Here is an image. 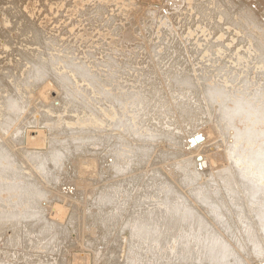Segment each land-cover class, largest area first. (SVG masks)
<instances>
[{"label": "rangeland", "instance_id": "rangeland-1", "mask_svg": "<svg viewBox=\"0 0 264 264\" xmlns=\"http://www.w3.org/2000/svg\"><path fill=\"white\" fill-rule=\"evenodd\" d=\"M191 3H192V5H191ZM96 4H98V5L96 6ZM101 4H102V6H101ZM6 8H7V10H6ZM185 9H186V12H185ZM204 9H205V11H204ZM187 11L188 12L190 11L189 12L190 14L187 13ZM227 11L229 14H231V13L233 14V17L230 20H228L229 19L227 17L228 13H226ZM238 11H246L252 17V19L248 23L240 20L241 23L243 24V29L241 31H238V29H233V28H235L234 26H230L231 24H227V22L228 23H234L233 25L236 26L235 23L240 19L238 14L236 13ZM211 12H212V14H211ZM213 12H215V13H213ZM209 13H210V15H209ZM219 13H220V15H219ZM99 14L101 17L99 16ZM214 15H216V17ZM88 16H90V17H88ZM211 16H212V18L214 17V19H212ZM74 17H76V18H74ZM66 19H68V20H66ZM114 19H115V21H114ZM32 22H34V23H32ZM127 22H129V23H127ZM30 24H32L33 26ZM34 24H35V26H34ZM219 24L223 27V28L221 27L222 31L224 29L221 36H219L217 33L219 31H221L220 26L219 27L217 26ZM249 26L260 28L262 30L261 34L258 35L257 32L250 30ZM49 29H51V30H49ZM82 29L85 30V33ZM46 30L48 31V33ZM26 31L28 34H25ZM34 31L37 33H34ZM114 31L116 34L114 33ZM94 32H95V34H94ZM109 32L111 33V35ZM75 33H76V35H75ZM112 33H113V35L114 34L115 35L112 36ZM69 34H70V36H68ZM35 35H37L38 37H36ZM250 35L254 37L253 40L250 39V37H249ZM99 36H100V38H99ZM129 36H130V38H129ZM102 37H103V39H102ZM109 37H111V38H109ZM118 37L119 38L121 37L120 38L121 40H118L117 42H119V41L123 42V46L121 45V43L120 44L118 43L119 45H121V47H124L125 49L129 48V46H130L129 49H131V47H132L131 50L126 49V52L132 51L131 53L125 52L127 54V56L124 53H123V56H121L122 55L121 52L117 53L118 50L114 51L116 49L115 48L112 49L114 47V45L111 44V40L112 39H119ZM31 38H33V39H31ZM64 38H66V40ZM83 38H85V39L82 40ZM125 38H127V40L129 38L128 42L134 43V44L128 43L127 40H125ZM50 39H52V40H50ZM55 39L56 40L58 39L57 40L58 42ZM94 39H96L97 41ZM122 39L124 41H126V43ZM87 40L89 42H87ZM105 40L107 43L105 42ZM37 41H39V43ZM71 41H73V42H71ZM261 42H264V0H192V2H191V0H57V1L56 0H0V108H2V106H1L2 103L7 102L6 96H8V95L14 96V94L17 95L16 94V92H17V93H19L18 95H20V96L22 95L23 103H25V106H26V108L24 109V112L22 113L20 119L17 121L19 125H20V123L23 122L27 126L28 124L26 121H28V120L32 121L35 119H39L38 121L42 122L46 118L54 119L55 114L48 113L49 109L46 106L47 103H49V101L51 102V100L53 101L55 106L57 105L56 107L60 108L61 106H63L62 109H59L53 105L55 110L58 109L59 112H62V113L64 112L65 118H68L69 116H70V118H72L74 116V119H76L78 117L77 115H79V114L83 115V113L85 115L86 111L88 113L89 110L91 112L92 110L97 109V108H99L101 110V105L105 104L104 101L102 100L103 94H99L101 91L99 92V90L97 89L98 87H101V89L100 88L99 89L103 90V92L106 93V95H108L110 98L112 96H116L114 98V99H116V101H115L116 104L118 102L121 103V106L126 108V110L128 112V113H126L127 115L135 116L138 127L136 125H133V123H132V125H130V127L134 128V129L132 128V131L134 130L133 131L134 136L138 135V134L141 135L144 133V131H146L144 134L145 135L147 134V137L146 136L143 137V135H144L143 134V135H141L140 138L138 135L137 137L139 139L137 140V142L135 141V143H132L134 141H131L132 139H129V141H131L132 144L129 143L128 140L125 142V139H127V138L124 139L123 136H118V139H116V141L113 139V141L116 143V147H115L114 142L110 143L111 145L108 143H105V142L104 143L99 142L100 135H102V134H100L99 130L96 131L94 127L93 128L90 127V128L95 130V131L93 130L94 132L93 131H91V132L90 131L89 132L80 131L81 132L80 133L81 138H82L83 134H86V137H88V139L89 138L91 139L93 137H94V139L87 140L86 137H84L80 140L79 132H78L79 130L75 131L74 133H65V132L60 133L61 130L69 128V127H67V125L62 126V125L66 124L65 122L62 123L60 126H56L54 124H51V129H50L51 132L47 131V127H48L47 124H49V122H46V123L43 122L42 124H44V127H45L44 129H46V134L47 135L49 133L51 134V135H48V137L51 136V140H53V143H55L57 145L59 139H61V138H62L61 140L64 142V147H62V148L59 147V149H58L57 146L54 147V144H50L49 145L50 148L48 147L45 149L48 152V154L46 151L44 152L47 155L46 156L47 159H45L46 162L45 161L44 162L46 164H47V161L49 162L48 163L49 166H47V168L50 167V165L52 163V161H51L52 159L55 160V161L53 160L52 165L54 164V162H56L58 160L56 162L57 165L55 163L53 166H51V168L49 169V173H48L47 171L45 172V170L43 171V169L41 167H38V165H40V164L35 165V163H37V162L33 163L32 160L24 154L25 149L22 148V146H23L22 144L16 145V143H13L15 146L11 144L13 141L12 136H14V134L16 133V131L14 132V130H16V129H14V128H16V125H18V124H16L14 126V128H11L9 130V132H4V130H3L4 134L0 133V135H2V136H0V138L2 139L3 142L8 144L7 145L8 147L10 146L9 148L12 151V153L14 152L15 157H17V158L19 157L18 158L19 162H18V159L15 158V159H17V162H18L17 164H19L21 166V169H22L19 171V172H21V173H19V176H22V173L25 170V172H26L25 178L26 179H28V180L32 179L31 180L32 183H34L33 181H35L37 183L36 184L37 187H39V188L42 187L41 189H43V188L46 189V187H48L47 190L53 191V193L58 192V194H56V195H60V196L63 195L61 197H64L63 199H65L64 200L65 204L62 203L63 204L62 208H59L60 211H62V213L64 214V216L61 217V219H59V218L57 219L56 218V211H58V209L55 208L57 201L55 199H53V197H52L53 201L51 198L49 199V200H51L50 202H52V203H50L47 197H42V196L40 197L39 196L40 197L39 199L41 200L40 203H41V205L43 204L45 208L44 207H41L42 209L41 208H32L34 210H32L30 208L29 209L28 208H24V209L23 208H11L9 206V203H11L10 200L8 202V201H5L4 199L0 198V206H1V208H0V264H148V263L149 264H155V263L156 264H160V263L161 264H172V263L173 264H178V263L184 264V261H182V263H181V256H180L181 254H184L183 257L185 256V260H188L187 262H185V264H191V263L192 264H194V263L195 264L196 263L197 264H200V263L201 264H219V263H222L223 258H221L222 259V261H221V260H219L220 257L216 258V257L212 256L213 259H215V260H213L211 256L207 257V255H205L206 254L205 249L202 250L204 246L206 247V244L204 245V242L206 243L208 240V239H204V236H205L204 234L206 233L204 228H206V227H203V225L199 226L200 230L197 231L196 229L199 227H197V228L195 227L197 224L194 223L195 222L194 218L191 216V214L189 215V211H188L191 208H196L198 210L200 209V211L202 213L200 211L199 212L201 214L204 213V216L208 217L204 208H207V207L210 208V206H211V208L212 207L213 208L219 207V208H226L228 210H229V207H227V206H230L231 210L227 211L226 213L227 214L229 213L228 216L232 217L231 220H233L232 221L233 223L240 224V225L236 224L237 227H236V225H234L235 226L234 231H235L236 235H238L240 237V240H242V243L244 245L243 250L248 249V251H249V252L248 251L242 252V251L238 250V248L235 246L236 242L234 243L232 240L226 241L227 243H225V244L230 245V246L228 245V249L227 248L226 249L230 250V254L232 256L234 255L235 259L232 258V256L230 255L229 258L227 257L229 260L227 258H226V260L224 259L223 264H231L232 262H233L232 264H234V263L235 264L236 263L237 264L238 263L239 264H251V262H252V264H254V263L258 264L260 260L264 261L263 260L264 258H262L264 255L262 256V254H261V253L264 254V251H262V250L260 251V249L264 250V248H263L264 247V244H263L264 241H262V240H264V235H263L264 229H261L262 227L264 228V218H263L264 217V213H263V211H264V205H263L264 204V200H263L264 199V192H263V190L264 189H260V187L264 188V186H263L264 185L263 184L264 183V178H263L264 177V173H263L264 171L260 170V172H259V170H258L259 167H260V169H264V166L261 167V165H259L255 160L253 161L252 159H250L251 157H249V155L246 153V151L248 152V151L256 150L258 147H260V143H263V141H264V135H263L264 134V114H263L264 110L259 111V109H258L257 111L259 113L258 112L256 113L255 110H253L251 112L252 114L250 116L251 120L248 124V129L250 128V133H251V131H259L260 134H262V132H263L262 136H259L260 137L259 139L258 138L257 139L256 138L255 139H250V138L247 139L248 136H246L245 134H243V133L240 134L239 132H237V133H239V134H237V133H235L234 129H232V128L230 129V127H227L226 124L228 123V126H230V123L228 122V120L226 121L227 118L224 119L225 118L224 115L221 116L222 114H224L223 113L224 107L233 106V102L228 101V99H224L225 96L222 97L223 99L221 97H216L215 101H217V102H215L213 100L214 96H211L212 97L211 98L210 94L209 93H208L209 95L207 94V89H211L210 86H219L222 88L224 86H226L225 89L230 88L231 91H229V92L232 93V94H230V95H232V97H234V95H235L234 91H236L237 95L234 98H242L240 96H242L245 93L247 95L252 96V94H250L251 92H253V93L254 92H257V93L260 92V94L256 93L257 95H260V97L258 96L260 98V100L258 102L256 101V103H257L256 108L261 106L262 108H260V109H264V105H263L264 104V77L260 78V76L262 74L261 73L262 69L257 67V64L255 63L256 53L253 52V49L255 47H258V44ZM33 43H35V44H33ZM90 43H93V44H90ZM61 44H62V46H61ZM72 45H76V46L73 47ZM101 45L104 48L101 47ZM111 45H112V48H111ZM124 45H126V46H124ZM68 46L70 47V49ZM81 46H83V47H81ZM98 48H100V50ZM66 49H68V50H66ZM74 49L77 51H75ZM88 49H90V51ZM94 49L96 50V52ZM71 50H72V52H71ZM86 50L89 52H87ZM104 50H107V51L105 52ZM151 50H153V51H151ZM68 51H69V53H68ZM73 51H75V52H73ZM92 51H93V53H92ZM163 51H165V52L163 53ZM237 51L249 52V54H251L252 57L251 58L249 57L248 61H246V62L243 61L241 64L237 65L234 63V60H233L234 57H237V53H239ZM120 53H121V55H120ZM39 54L41 56V60H43L42 63H41V60L39 58L40 56H37ZM53 54L55 56L59 55L61 57H55ZM34 55H35V57H33ZM69 55L72 57H70ZM91 55H94V56H91ZM107 55L108 56L111 55L113 57H111V56L108 57ZM129 55H130V59L128 57ZM31 56H32V58H31ZM117 56H118V58H117ZM125 56H126V58L124 59ZM29 58H31V60ZM67 58H69V59H67ZM108 58H109V60H108ZM111 58H113V59H111ZM35 59L38 62L35 61ZM50 59H52V60H50ZM70 59L72 61H74V60L75 61L74 62L69 61ZM121 59H123V60H121ZM128 59H129V61H128ZM46 61L48 63L50 61L49 65L46 63ZM123 61H124V63H123ZM12 62H14L16 64H14ZM19 62H21L22 64H20ZM29 62H31V63L29 64ZM43 62H44V64H43ZM68 62H70V64H68ZM80 62H82V63H80ZM130 62H132V63H130ZM33 63H36L37 65L33 64ZM56 63H57V65H56ZM135 63L137 66L134 65ZM32 64H33V66H32ZM72 64L75 67L72 66ZM125 64H128V65H125ZM129 64L130 65L132 64V65L130 66ZM21 65H24V66L21 67ZM42 65L43 66L46 65V69H45V67L42 68L41 67ZM108 65H111L110 68L108 67ZM36 66H39V67H36ZM56 66L57 67L59 66V67L57 68ZM132 66L135 68H133ZM83 67H84V69H83ZM119 67H120V70H119ZM146 67H148V68H146ZM168 67L170 69H168ZM12 68H14V70ZM37 68L38 69L40 68L39 71L36 70ZM121 68H123V69H121ZM188 68L190 69V71L188 70ZM15 69L18 70V72ZM70 69H71V71H70ZM106 69L108 71L111 69L110 70L111 72L109 71L110 76H109V73ZM61 70H62V72H61ZM163 70H165L166 72L165 71L163 72ZM14 71H16V72H14ZM27 71H28V73H27ZM32 71H33V73H32ZM34 71H36V72H34ZM41 71H43L44 73ZM63 71H64V73H63ZM142 71H143V73H142ZM38 72L42 73V74L38 75L39 74ZM53 72H55L56 74ZM112 72H113V74H112ZM127 72H129V73H127ZM176 72H178V73H176ZM189 72H191V74L193 73V75H191L192 78L190 77L191 80L188 79V77L190 75ZM46 73H47V75H46ZM57 73H58V75H57ZM60 73H61V75H60ZM74 73H78L76 75L79 77L74 75ZM106 73H107V75H106ZM180 73L182 76L180 75ZM183 73L186 74V78L184 77L185 74H183ZM13 74H15V75H13ZM163 74H164V76H163ZM187 74H188V76H187ZM52 75H55V76L57 75V76L54 77ZM59 75H60V77H62V75H63V77L60 78ZM65 75H67V76H65ZM68 75H70V76H68ZM135 75H137V76H135ZM143 75L145 77H143ZM23 76H25V77H23ZM107 76H109V77H107ZM131 76H134V77H131ZM20 77L22 78V80ZM36 77H38L39 79ZM51 77H53L54 79ZM57 77H59L63 81H61ZM80 77L83 79H81ZM110 77H111V79L113 77L112 81H111ZM41 78H43V80ZM63 78H66V79H63ZM77 78H79V79H77ZM92 78H93V80H92ZM94 78L97 80H95ZM103 78L105 80H107L106 83L108 85L105 84V80ZM131 78H134V79H131ZM150 78H151V81H150ZM19 79H20V81H18ZM68 79H69V81H67ZM154 79L157 81H155ZM172 79H174V81ZM245 79H247V83H246ZM41 80H42V82L45 81L44 83L47 86L44 83H42ZM54 80H56V81L58 80L57 83ZM89 80H91L92 82H90ZM21 81H22V83L20 84ZM24 81L26 82V84ZM49 81H50V83H46ZM59 81H61L63 85L61 83H58ZM11 82H13V83H11ZM18 82H19V85H18ZM54 82H55V84H54ZM67 82H69V83H67ZM78 82H79V84H78ZM98 82H99V84H98ZM108 82H111V83H108ZM260 82H262V83H260ZM86 83H87V85H86ZM242 83L244 86L242 85ZM256 83H257V85H256ZM56 84H58V85H56ZM219 84H221L222 86ZM20 85L22 87H20ZM79 85H80V87H79ZM83 85L84 86L86 85L85 86L86 90L84 89L85 87L84 88L82 87ZM99 85H101V86H99ZM197 85H199V86H197ZM229 85H230V87H229ZM92 86H94L97 89L96 90L97 93L93 92L94 90H93ZM239 86H240V88H239ZM65 87H67V89ZM88 87H90L93 91L91 92V89ZM197 87H199V88H197ZM8 88H10V89H8ZM20 88H21V90H20ZM41 88H42V90H41ZM45 88H46V91H45ZM75 88H77V89L75 90ZM103 88H105L106 91ZM193 88H194V90H193ZM243 88H245L247 90H245ZM12 89H14V93H13ZM49 89H50V91H49ZM89 89H90V91H89ZM228 89H226V91H228ZM241 89L243 91L244 90L245 91L243 92V91H241ZM70 90L73 91V93H70V95H69V92H71ZM74 90L76 93H74ZM77 90L80 92H78ZM239 90L241 93L239 92ZM249 91H250V93H249ZM81 92L83 93L82 95L79 94ZM90 92L93 93L94 95H92ZM103 92H101V93H103ZM110 92L114 93V95L113 94L110 95ZM122 92H124V93L126 92V93L123 95ZM86 93H88V95ZM233 93H234V95H233ZM84 95L86 97L87 96L88 97L86 98ZM90 95L93 97L89 98V97H91ZM117 95H118V97H117ZM119 95H120V97L123 96L125 101L121 100L123 98L122 97L120 98ZM29 96H30V99H29ZM66 96H68V98H66ZM82 96H84V97H82ZM98 96L101 99H98ZM70 97H72V99ZM95 97H96L97 101H95L96 100ZM126 97L128 100L126 99ZM24 98H26V99H24ZM74 98H75V100L73 101ZM85 98L90 99V100L86 101ZM42 99H43V101H42ZM62 99H64L63 100V101H65L64 103H61ZM66 99H69L70 101L72 100V102H73V103L71 102L72 106L74 104L75 107L73 106V108H72L70 106L71 104H69L67 107H65L66 101L68 102V100H66ZM83 99L85 100V105L82 104V103H84ZM79 100L80 101L82 100L81 101L82 103ZM119 100H121V101H119ZM76 101L78 102L77 105H79V103H80L81 106L77 107L75 104ZM100 101L101 102L103 101L102 102L103 104L102 103L100 104ZM222 101H224V104ZM225 101H227L228 103L227 102L226 103L229 105H226ZM88 102L93 103V104L94 103L96 104V102H97L98 103V104H96L97 107H95L96 105L94 104V108L91 110L90 107L92 108L93 104L88 105ZM123 102H124V104L122 105ZM219 102H220V104H219ZM119 103H118V105L120 107ZM221 104H222V106H221ZM219 105L221 106V108H219L220 107ZM84 106H85V108L88 106L89 110L84 108V112L82 113ZM68 107H69V110H70V107L73 110L72 111L71 110L70 111H68V110L64 111L65 108L68 109ZM80 107H82V108L78 109ZM205 107H206V109H205ZM214 107L215 108L218 107V109H215ZM4 108L5 107L3 105L2 109L5 111ZM75 109L80 110L81 113L77 112L78 110H76L77 113L72 114V112H75ZM99 109H97L98 111L95 110L96 113L101 112ZM220 109L222 110V114H221ZM69 112H71V114ZM10 113L12 114V111H10ZM26 113L28 116L26 115ZM31 113L33 116L31 115V117H30L29 114H31ZM253 113L255 115H253ZM35 114H36V117H34ZM232 115H233L232 118L235 117L234 119H239V117H240L239 115H238L239 117H237V115L234 113H232ZM66 116H68V117H66ZM1 117H3V116H0V120L2 119ZM22 117H23V119H22ZM221 117H222V119H221ZM247 117H249V114L247 115ZM247 117H246V115H243L241 117L242 118L241 121H242V123H245V125H246V122H244V121L246 119H248ZM21 119L23 121L19 122V121H21ZM120 121L118 123L119 125L123 122L122 121L120 123ZM23 123H22L23 127H21L20 129L26 130L27 127H25V125ZM30 123L31 122H29V126H31V125L33 126V124H36L37 122L36 123L32 122L31 125H30ZM220 124H221V126H220ZM128 125L129 124H127V126H125V129L123 128L124 125H123V127L121 126L122 132L127 131V129H129ZM239 125H240V127H242L241 124H239ZM134 126H136L137 128ZM162 126H163V128H162ZM52 127H53V129H52ZM59 127L60 128L62 127V128L60 129ZM164 127H166V128H164ZM32 128L35 129V127H32ZM54 128L56 129V131L58 130L57 132L60 133V134L57 133L58 135H60V136L62 135L61 137L58 138V135H55V134H54L55 136L53 135V137H52V134L55 132ZM80 128H82V126ZM69 129H72V128H69ZM136 129H138L139 131ZM241 130H243V129H241ZM135 131H138V133ZM161 131L163 133H161ZM95 133H98V134L95 136ZM150 133H152V134H150ZM165 133H166V135H165ZM32 134L36 135L37 133L33 132ZM43 134H45V132H43ZM153 134H155V135H153ZM156 134H160V135H156ZM98 135H99V137H98ZM239 135H240V137L242 135L246 136V137H243V136L242 137L244 139H247V140H244L245 142L244 141L241 142V140H243V138L241 137V139L239 138V142H237ZM251 135H252V133H251ZM148 136H151V137L154 136V137L153 138L150 137L151 138L150 139ZM159 136L165 137V138L163 137V141H162V139L159 140L160 139ZM170 136H172V137H170ZM186 136L188 138L194 139L193 144L190 146V148H192L194 145L198 146V148H199V150L194 154L195 155L194 158L195 159L198 158V162H199V163H196L197 164L196 169L199 171H203V173L205 175H208L209 176L208 179L211 182V184H208L209 182H207V181L206 182L201 181V180H199V181L195 180L194 181L192 178L191 179L193 181L190 184V180L189 179H188L189 181L186 180L187 174L185 172V168H184L183 163L181 161V157H179V158H174L175 156L172 157V155H174V151H175V149H174L175 144H173V143L174 142H178V143L183 142L184 143V141H185L184 138H186ZM29 137H31V136H28V138ZM35 137L36 136H32V138H35ZM71 137H74V139H76L77 141H75L74 139H71ZM177 137L179 139H177ZM10 138H11V140H10ZM65 138L70 139L72 141L65 140ZM141 138L142 139L145 138L146 140H142ZM154 138L157 140H155ZM170 138H173L172 140H174V141H172ZM235 138H236V141H235ZM78 139H79V141H81L83 143L79 144L80 142L78 143ZM121 139L123 142L121 141ZM140 139H141V141H140ZM85 140H87L88 142H86ZM167 140L169 142L171 141L170 142L171 144L168 143ZM229 140H230V143H229ZM73 141L75 142L74 144H73ZM119 141H121L120 144H119ZM148 141H150V142H148ZM246 141H248V142H246ZM166 142H167V145H166ZM232 142L235 143V146H232V147H234L235 153H236V148L240 147L239 149H237L236 154H238V153L239 154L235 158L236 159L235 163L233 162L234 163L233 164L234 167L232 166L233 171L230 167V163L226 162L225 160H224L225 161L224 162L220 158L225 153V148L227 146L232 145L233 144ZM65 143H67V144H65ZM147 143L149 145H144ZM113 144H114V146H112ZM133 144H134V146H133ZM150 144L151 145L153 144V145L151 146ZM155 144H156V146H155ZM160 144H163V145H160ZM19 145H21V146H19ZM141 145H143V147L144 146L145 147L142 148ZM239 145H241V146H239ZM149 146H151V147H149ZM114 147H115V149H114ZM138 147H140V149ZM158 147H160L161 149H159ZM51 148H52V151H51ZM133 148H134V150H133ZM135 148H138V150L137 149L135 150ZM169 148H171L172 150ZM241 148H243V149H241ZM53 149H54V151H53ZM167 149H169V150H167ZM114 150H115V153H114ZM131 150L134 152V154H132ZM165 150L167 151L168 154L166 153ZM137 151L138 152L141 151L140 153H144V154L139 153L140 154L139 156L142 155V157H141L142 159H140L138 157V154H135V153H137ZM149 151H151V152H149ZM158 151H159V153H158ZM170 151H172V153ZM51 152H54L55 155L53 153L51 154ZM129 153H130V157L128 155ZM147 153L151 154V155L148 156ZM4 154H5L4 152H0V155H1L0 159L2 160V157H3L6 160V162L4 159L2 161L0 160V167L1 166L5 167L6 165H8L9 162L11 160H13V157H14V156L9 157L8 159H10V158L11 159H10V161H7L8 159H6V156ZM50 154L53 155L54 158L51 159L52 156H50ZM158 154H160V156ZM161 154H163L164 156H162ZM133 155H135L136 159H140L142 161H139V160L135 161L134 160L135 157ZM143 155L144 156L146 155L145 156L146 158ZM147 156H148V158H147ZM165 156H167V157H165ZM199 156H201V158H199ZM57 157H59V158L56 159ZM123 161H126V164ZM137 161H139V162H137ZM248 161L250 163H247ZM236 162H238V163H236ZM122 163H123V165L124 164L126 165V166L124 165L125 170H124ZM253 163L255 165H253ZM119 164H120V166H122V168L119 166ZM128 165H130L132 170H129L131 168ZM237 165L239 166V168L240 167L241 168H245V167L248 168V166H250L246 172L248 174V175H246V177L247 176L250 177V175L252 177V176H254V174H255V177L249 178L253 181H251V183H249V182H247V183H249L248 186L251 184V186L254 189L256 187L257 191H256V189L254 191L251 186L248 187L245 181H241V184L246 185L247 188H249V189L251 188L250 189L251 192H248L249 189H247L245 186H241L240 188H238V187L232 188V186L230 187L228 185H225L226 182L223 181V179L225 178V175L228 174L229 169H230L231 174H232V172L234 174H236L237 171L235 172L234 168L236 169ZM244 165H246V166H244ZM12 167L16 168V166H12ZM53 167H56L55 170ZM29 168H30V170H29ZM126 168L128 170H126ZM255 168H257V169H255ZM40 170H41V172L43 171L44 174H41V172H39ZM244 170L246 171V168ZM152 171L154 172V174L155 173L156 174L153 175ZM261 171H263V172H261ZM6 172H8V171H6ZM6 172H5L6 177H4V180L6 179V181H7V179L9 178L8 181L12 182L13 181L12 177L15 174V173H13L14 171L12 170V172H11V170H9V173H6ZM25 172L23 173V175L25 174ZM32 172L34 174H32ZM147 172L148 173L152 172V174H150V173L147 174ZM10 173H12V174H10ZM27 173L29 176L27 175ZM45 173H46V175H45ZM52 173H54V174H52ZM142 173L143 174L145 173L147 177L145 176V174L143 175ZM16 174H18V172ZM16 174L14 176H16ZM51 174H52V176H51ZM237 174H239V173H237ZM35 175L38 177H35ZM48 175L53 177V178H51V180L52 179L54 180V181L52 180L53 182H51V181L48 182V180H50L49 177L46 178V176H48ZM138 175H140V176H138ZM150 175H152L153 178ZM148 176L150 178H148ZM33 177H35V178H33ZM140 177H142V179L137 180ZM145 178L148 179L149 181L145 180ZM157 178L159 179V181ZM21 179L23 180L24 178H21ZM259 179L262 181H259ZM156 180L159 183L161 180L162 184H165L164 187H166V182L176 186L175 190L173 189L176 192V193L174 192L175 195H173V197H175V198L168 199L169 201L167 200L168 201L167 206H166L165 202L160 203L161 205H159V202L163 201L162 200L163 197L160 200L161 196H158V194H157L158 193V188H157L158 186L155 184V183H157ZM2 181H3V179L0 180V184L2 183ZM20 181L16 180L17 183ZM140 181H142V184H143V181L144 182L147 181V182H145V184L147 186L145 184H143L144 187H142V184L140 185V183H141ZM152 181L155 183H153ZM200 181L202 183L204 182L203 184H205V185H203ZM254 181H256L257 185L252 184ZM28 182H30V181H28ZM41 182H43V183L41 184ZM220 182L223 185L220 184ZM258 183L261 186L258 185ZM212 184H214V185H212ZM134 185H136L137 187ZM209 185L211 187H208ZM254 185H255V187H254ZM202 186H204V187L202 188ZM217 186H219V187H217ZM222 186H223V188H221ZM14 187L17 188V186H14ZM14 187L10 192L11 195L17 194V191L15 190ZM113 187H115L114 191H113ZM141 187H142V190H141ZM145 187L146 188L148 187L150 189L147 188L148 190H146ZM151 187H153L155 189L152 190ZM187 187L190 188L189 190L191 192L188 190ZM197 187H201V188H197ZM224 187H226L229 192L225 191L226 188L224 189ZM243 187L246 188L245 191L247 193L244 190H242ZM39 188H37V189L39 190ZM105 188H107V189H105ZM258 189H260V190H258ZM59 190L61 192L65 193V195H67V196H64V194L61 193ZM105 190H108L109 192L106 191V193L108 192L110 194L107 193L108 195H106V193H104ZM205 190H209V193H211V191H212V193H211L212 195L208 194V191H205ZM146 191H149V192H146ZM155 191H157V192H155ZM197 191H199L200 193ZM202 191H204L205 194L202 193ZM217 191H219V192H217ZM220 191H222V192L220 193ZM234 191H236V192H234ZM258 191H259V193H258ZM261 191H262V193H261ZM59 192H60V194H59ZM91 192H93V194L94 193L95 194L90 195ZM151 192H152V194H150ZM196 192H197V195H196ZM206 192H207V194H206ZM216 192L219 195H221V196H219L217 194V196H216L217 198L219 197L220 199L219 198L217 199L216 197L214 198V196L216 195ZM254 192L255 193L257 192L260 196H258L257 193L254 195ZM114 193H116L115 194L116 197L114 196ZM143 194L146 195L147 197L143 196ZM148 194L151 195L152 198L148 197L149 196ZM153 194L155 196L156 195L157 196L153 197ZM238 194H239V196H238ZM246 194H248V195H246ZM15 195H13V196L16 197L17 195L16 196ZM109 195L110 196L112 195L111 196L112 199L110 198ZM178 195H179V199L177 198ZM181 195H183V196L180 197ZM261 195L263 197H261ZM0 196H1V192H0ZM3 196H6V195L3 194ZM233 196H234V198H233ZM240 196H241V198H240ZM106 197H108V198H106ZM193 197L196 199H194ZM197 197H199V198H197ZM256 197H258V199H255ZM259 197H261V198L259 199ZM146 198H148V199H146ZM149 198H150V200H149ZM155 198H156V200H155ZM203 198H204V200H203ZM205 198H207V200ZM221 198H223L224 201H222ZM1 199L3 202L1 201ZM15 199L16 198H14L13 200H15ZM113 199H116V201L115 200L114 201L117 204H115L114 201H112ZM117 199L121 200L122 203L117 202V201H119ZM171 199H172V201L175 199L174 202H177V203L179 200L180 201L178 204H176L172 201L170 202ZM176 199H178V201ZM253 199H254V201H252ZM197 200H199V201H197ZM255 200H256V202H255ZM111 201L113 204L111 203ZM209 201H211V202H209ZM226 201H227L226 204H223V205L221 204V203H225ZM237 201L239 203L240 202H242V203L238 204ZM140 202H142V203H140ZM169 202H170V204H169ZM243 202L245 203L244 205H243ZM248 202H249V204H247ZM250 202H254V203H250ZM1 203H4V204H1ZM118 203H120L121 205ZM147 203H149L151 205H148ZM205 203H207V204H205ZM128 204H130V206ZM168 204L170 207L173 206V208H176V207L177 208H181V207L183 208V210H182L184 213V216H183L184 218H182V222L184 224L183 228H182L184 231V232L182 231L183 235H181V227L182 226L176 230V232L178 231V233H177L178 235H177L174 230L172 233H170V231L167 228H165V226L164 227L162 226L164 229L163 230L161 228V225L160 226L157 225L156 226L157 228L155 227L150 231L151 233L149 232L150 234L147 232V235H146V232L143 231L142 235L144 236V232H145V236L147 238L145 236L144 237L146 239L143 236L142 237L137 236V232H139L138 231L139 228H137V227H143L144 226L141 223L144 224L145 218L150 217V216L155 217V215H158L160 213L158 211L165 210V206L167 209H169L170 207L168 206ZM188 204H189V206H188ZM256 204L258 205V208L261 207V209H262L261 214L263 216L262 217L263 222L262 221L258 222L256 220V217L253 216L251 212L246 211V207L250 208V209L252 207V209H253L256 206V208H257ZM4 205H6V206H4ZM114 205H119V206L117 207ZM137 205H139V206H137ZM174 205H176V206H174ZM190 205H191V207H190ZM220 205H222V207ZM224 205L225 206L227 205V206L225 207ZM2 206H4V207H2ZM120 206H122V207H120ZM124 206H125V208H124ZM142 206L144 209L141 208ZM149 206L152 207L153 210ZM160 206H162L161 207L162 209L159 208ZM233 206L235 208H233ZM236 206H238V207H236ZM146 207H149V208L147 209ZM122 208H124V211ZM156 208L157 209L159 208V210L155 211L154 209H156ZM185 208H186V210H185ZM241 208H243L242 209L243 213H242ZM128 209H129V211H128ZM235 209H237L238 211ZM27 210H29V211H27ZM100 210H103V212L102 211L100 212L101 214L102 213L103 214H102V217H100V219H99L97 214H100L99 213ZM141 210H145V211H141ZM26 211H27V214H23ZM138 211H139V213L142 212V214L141 213L138 214L137 213ZM235 211H237V212L235 213ZM10 212L13 214H8ZM79 212H80V214H79ZM106 212L110 213V214H107ZM116 212L119 213V216L117 215L118 213L116 214ZM148 212L149 213L152 212V213H150L151 215ZM153 212H158V213L155 214ZM28 213H31V214L28 215ZM88 213H90V214H88ZM94 213H96V214H94ZM111 213H113L112 214L113 216L111 215ZM186 213H188V214H186ZM246 213H247V215H246ZM92 214H94V216H96L97 219L94 218V216ZM101 214L99 216H101ZM104 214L115 217L116 220L118 221V223L115 220V218L113 219L110 217L111 219H109V216L107 218V216H103ZM129 214L134 216V217H132V216L130 217ZM185 214H186V216H185ZM230 214L231 215L235 214V215H233L234 216L233 217ZM240 214L241 215L243 214V215L241 216ZM244 214L246 216L245 218H248L249 220L245 219L244 220L245 223L243 226L242 223L244 222L243 221ZM248 214L250 216L252 215L251 217H253L254 219L252 220V218L250 216H248ZM15 215L16 216L18 215V216L16 217ZM75 215H76V217H75ZM114 215H117L119 218L117 216H114ZM120 215H122V218L124 215L128 216V217L124 216V218L126 217L128 219L130 217V219H128V221L130 220L129 221L130 223L127 222V219L125 218L126 222L124 221L123 223H124V225L126 223L127 224L124 226L122 223L124 218L122 219ZM188 215L190 216V219H189ZM236 216H237V218H236ZM15 217H16V219H15ZM18 217L19 218L23 217L24 219L23 218L17 219ZM92 218H94V219L92 220ZM101 218H103V220ZM132 218L136 219V220H132ZM234 218L236 221L234 220ZM104 219L105 220L107 219L106 222L112 220L110 222H113L114 226L110 225L112 228L109 227L108 223L109 224H112V223H110V222L106 223ZM44 220L49 222L50 226L48 224H46L47 222L46 221L44 222ZM120 220H121V222H120ZM239 220L243 221V222H239ZM246 220H247V222H246ZM99 221H101V222H99ZM192 221H193V223H192ZM248 221L251 223H248ZM51 222H53V223H51ZM138 223H140V224H138ZM154 223L156 224V222H154ZM253 223H255V224H253ZM51 224L52 225L56 224V226L53 225L54 227H52ZM59 224L61 226H57ZM102 224L106 225V227H105L106 230L104 229ZM115 224H116V226H115ZM121 224H122V227H120ZM193 224L195 225L194 228L192 227ZM258 224L262 225V227L261 226L259 227ZM45 225L47 228H45ZM248 225H252L253 227L255 226V228H257L256 230L254 229L255 233L252 235L253 239H252V236H250V238L253 241L248 237L250 235V233L246 232L247 229L249 230ZM185 226H188V227H185ZM238 226L240 229L238 228ZM88 227H89V229H88ZM108 228H110V231H108L109 230ZM135 228L137 229V232H136ZM245 228H246V230H245ZM46 229H49V230L46 231ZM113 229H114V231H112ZM122 229H123V231H121ZM159 229L161 232L159 231ZM165 229L168 231H166ZM193 229H195V230H193ZM53 230L55 233L53 232ZM116 230H118V231H116ZM140 230H141V228H140ZM260 230H261V232H259ZM131 231L132 232L134 231L136 233H132ZM162 231L163 232L165 231V235H163L164 233ZM194 231H195V233L197 232L196 234H198V236L201 237V238L198 237V240L200 241V243H199L200 247L195 246V248L197 247V248H199V250L197 251L196 250L197 248L194 249L193 254L196 253L195 254L196 257L194 255V257L190 260V254L192 252L186 253L184 251L185 253L184 252L181 253V249H179V248H181L180 246L183 245L182 243H184L183 236L185 237V239H186V236L192 237ZM203 231H204V234H203ZM237 231H239V232H237ZM256 231H258V232H256ZM152 232H154V233H152ZM189 232H191V233H189ZM245 232H246V235H245ZM161 233H162V236H160ZM167 233L170 237L167 235ZM174 233H175V235H174ZM179 233H180V235H179ZM115 234L116 235L118 234V235L116 236ZM133 234H134V236H133ZM170 234H173L172 235L173 238L171 237ZM256 234H259V235H256ZM84 235H86V236H84ZM107 235H109V236H107ZM132 236L136 237V238L134 239ZM163 236H165V237H163ZM166 236H168V237H166ZM181 236H182V238H181ZM242 236H243V238H242ZM120 238H121V240H119ZM137 238H138V240H137ZM163 238H164V240H163ZM115 239L116 240L118 239V240L115 241ZM244 239L247 241L243 242ZM256 239L260 242L256 241ZM87 240H88V242H87ZM202 240H204V242ZM227 240H228V238H227ZM147 241H149V243ZM159 241H161V242H159ZM209 241H210V239H209ZM252 242H254V245H256V246H253ZM242 243H241V245H242ZM199 244H197V245H199ZM185 245H186V243H185ZM251 246L254 248V250H252L253 248ZM143 247H144V249H143ZM150 249H152V250H150ZM200 250H202V251H200ZM255 251H258V252H256L257 254L255 253ZM97 252L98 253L100 252V253L97 254ZM157 252H159V253H157ZM160 252L162 253V255ZM167 252H169L170 254ZM177 252H178V255L180 254L179 256L177 255ZM201 252H205V253H201ZM232 252H234V253H232ZM247 252H248V254H247ZM155 253H156L157 257L155 255ZM251 253L254 256H252ZM250 254H251V256H250ZM248 255H249V257H248ZM259 255H261V256L259 257ZM76 256H78L79 258L75 260L74 257H76ZM197 256H199V257H197ZM201 256H202V258H200ZM257 256H258V258H257ZM252 257H254V258H252ZM113 258L116 260H114ZM167 258L168 259L171 258V259L168 260ZM195 258L197 260L201 259L203 262L206 260L207 263H202L201 260H199L200 261L199 262ZM207 258H209L211 260H209V259L207 260ZM259 258H262V259L259 260ZM194 259L196 261H193ZM203 259H205V260H203ZM255 259H257V260H255ZM162 260L163 261L165 260V261L163 262Z\"/></svg>", "mask_w": 264, "mask_h": 264}, {"label": "bare ground", "instance_id": "bare-ground-1", "mask_svg": "<svg viewBox=\"0 0 264 264\" xmlns=\"http://www.w3.org/2000/svg\"><path fill=\"white\" fill-rule=\"evenodd\" d=\"M57 1V0H56ZM191 2H192V0H191ZM52 3V2H51ZM108 3V2H107ZM195 3V2H194ZM65 4V3H64ZM79 4V3H78ZM44 5V4H43ZM98 4H96V6H97ZM100 5V4H99ZM115 5V4H114ZM191 5H192V3H191ZM69 6V5H68ZM101 6H102V4H101ZM199 6V5H198ZM191 7V6H190ZM76 8V7H75ZM97 8V7H96ZM105 8V7H104ZM107 8V7H106ZM127 8V7H126ZM202 8V7H201ZM200 8V9H201ZM95 9V8H94ZM209 9V8H208ZM6 10H7V8H6ZM10 11V10H9ZM80 11V10H79ZM95 11V10H94ZM98 11V10H97ZM100 11V10H99ZM125 11V10H124ZM204 11H205V9H204ZM207 11V10H206ZM12 12V11H11ZM93 12V11H92ZM106 12V11H105ZM185 12H186V9H185ZM190 12V11H189ZM188 11H187V13H189ZM49 13V12H48ZM47 13V14H48ZM101 13V12H100ZM127 13V12H126ZM146 13V12H145ZM208 13V12H207ZM213 13H215V12H213ZM226 13H228V11L226 12ZM237 14H238V16H239V20L235 23L236 24V26L235 25H233L234 23H228L227 22V24H231L230 26H234L235 28H233V29H238V31H241L242 29H243V24L241 23V21L240 20H242V21H245V22H249L251 19H252V17H251V15L248 13V12H246V11H238V12H236ZM51 14V13H50ZM96 14V13H95ZM110 14V13H109ZM190 14V13H189ZM211 14H212V12H211ZM40 15V14H39ZM108 15V14H107ZM206 15V14H205ZM209 15H210V13H209ZM219 15H220V13H219ZM229 15V16H228ZM228 15H227V17L229 18L228 20H230L232 17H233V14L231 13V14H229L228 13ZM99 16H100V14H99ZM115 16V15H114ZM190 16V15H189ZM208 16V15H207ZM206 16V17H207ZM215 17H216V15H214ZM34 17V16H33ZM88 17H90V16H88ZM101 17V16H100ZM219 17V16H218ZM38 18V17H37ZM74 18H76V17H74ZM104 18V17H103ZM209 18V17H208ZM211 18H212V16H211ZM221 18V17H220ZM65 19V18H64ZM86 19V18H85ZM97 19V18H96ZM109 19V18H108ZM116 19V18H115ZM115 19H114V21H115ZM118 19V18H117ZM212 19H214V17L212 18ZM25 20V19H24ZM66 20H68V19H66ZM84 20V19H83ZM91 20V19H90ZM101 20V19H100ZM112 20V19H111ZM210 20V19H209ZM30 21V20H29ZM94 21V20H93ZM122 21V20H121ZM96 22V21H95ZM113 22V21H112ZM141 22V21H140ZM32 23H34V22H32ZM127 23H129V22H127ZM113 24V23H112ZM226 24V25H227ZM30 25H32V24H30ZM38 25V24H37ZM142 25V24H141ZM33 26V25H32ZM34 26H35V24H34ZM45 26V25H44ZM108 26V25H107ZM218 27L220 26V28L222 27L220 24L219 25H217ZM60 27V26H59ZM34 28V27H33ZM42 28V27H41ZM44 28V27H43ZM50 28V27H49ZM92 28V27H91ZM219 28V29H220ZM223 28V27H222ZM222 28H221V31H222ZM35 29V28H34ZM64 29V28H63ZM73 29V28H72ZM117 29V28H116ZM227 29V28H226ZM249 29L250 30H253L254 32H257V34L259 35V34H261V32H262V30L260 29V28H258V27H253V26H249ZM49 30H51V29H49ZM77 30V29H76ZM83 30V29H82ZM31 31V30H30ZM33 31V30H32ZM42 31V30H41ZM47 31V30H46ZM84 31V33H85V30H83ZM113 31V30H112ZM221 31H219V32H217L218 33V35L219 36H221L222 35V33H223V31H224V29H223V31L221 32ZM89 32V31H88ZM221 32V33H220ZM25 33V32H24ZM23 33V34H24ZM33 33V32H32ZM34 33H37V32H35L34 31ZM47 33H48V31H47ZM57 33V32H56ZM74 33V32H73ZM110 33V32H109ZM114 33H115V31H114ZM25 34H28L27 33V31H26V33ZM43 34V33H42ZM41 34V35H42ZM52 34V33H51ZM94 34H95V32H94ZM108 34V33H107ZM116 34V33H115ZM114 34V35H115ZM141 34V33H140ZM50 35V34H49ZM53 35V34H52ZM75 35H76V33H75ZM90 35V34H89ZM88 35V36H89ZM110 35H111V33H110ZM113 35V33H112V36H114ZM33 36V35H32ZM36 37H38L37 35H35ZM34 36V37H35ZM55 36V35H54ZM59 36V35H58ZM68 36H70V34L68 35ZM73 36V35H72ZM80 36V35H79ZM92 36V35H91ZM98 36V35H97ZM107 36V35H106ZM121 36V35H120ZM185 36V35H184ZM31 37V36H30ZM50 37V36H49ZM53 37V36H52ZM56 37V36H55ZM77 37V36H76ZM93 37V36H92ZM122 37V36H121ZM120 37V38H121ZM250 37V39L251 40H253V36H249ZM59 38V37H58ZM71 38V37H70ZM90 38V37H89ZM99 38H100V36H99ZM109 38H111V37H109ZM116 38V37H115ZM119 38V37H118ZM112 39L111 40V44H113L114 45V47L112 48V45H111V48L112 49H116V50H114V51H117V53L118 52H121L122 53V55H121V53H120V55L121 56H123V53L124 54H126L127 52L129 53L130 51H127L126 52V49H129L130 48V46H129V48H124V47H121V45L123 46V42H117L118 40H121V39ZM129 38H130V36H129ZM129 38H128V40H129ZM31 39H33V38H31ZM36 39V38H35ZM65 40H66V38H64ZM79 39V38H78ZM85 38H83L82 40H84ZM102 39H103V37H102ZM124 39V38H123ZM122 39V40H123ZM189 39V38H188ZM37 40V39H36ZM35 40V41H36ZM39 40V39H38ZM43 40V39H42ZM46 40V39H45ZM50 40H52V39H50ZM56 40V39H55ZM58 40V39H57ZM56 40V41H57ZM70 40V39H69ZM89 40V39H88ZM87 40V42H89ZM94 40H96V39H94ZM125 40H127V38H125ZM128 40H127V42H128ZM263 40V39H262ZM33 41V40H32ZM34 41V42H35ZM44 41V40H43ZM55 41V42H56ZM68 41V40H67ZM74 41V40H73ZM73 41H71V42H73ZM97 41V40H96ZM95 41V42H96ZM100 41V40H99ZM108 41V40H107ZM124 41V40H123ZM30 42V41H29ZM38 43H39V41H37ZM52 42V41H51ZM58 42V41H57ZM60 42V41H59ZM62 42V41H61ZM76 42V41H75ZM86 42V43H87ZM102 42V41H101ZM105 42H106V40H105ZM125 43H126V41H124ZM251 42V41H250ZM45 43V42H44ZM82 43V42H81ZM98 43V42H97ZM107 43V42H106ZM105 43V44H106ZM121 43V45H119V44ZM128 43H130V42H128ZM31 44V43H30ZM33 44H35V43H33ZM60 44V43H59ZM70 44V43H69ZM78 44V43H77ZM85 44V43H84ZM90 44H93V43H90ZM130 44H134V43H130ZM154 44V43H153ZM67 45V44H66ZM109 45V44H108ZM41 46V45H40ZM56 46V45H55ZM61 46H62V44H61ZM71 46V45H70ZM73 47L74 46H76V45H72ZM89 46V45H88ZM96 46V45H95ZM124 46H126V45H124ZM132 46V45H131ZM67 47V46H66ZM69 47V46H68ZM81 47H83V46H81ZM101 47H103L102 45H101ZM149 47V46H148ZM88 48V47H87ZM96 48V47H95ZM104 48V47H103ZM107 48V47H106ZM110 48V47H109ZM124 48V49H123ZM62 49V48H61ZM65 49V48H64ZM69 49H70V47H69ZM77 49V48H76ZM79 49V48H78ZM97 49V48H96ZM99 50H100V48H98ZM102 49V48H101ZM131 49H132V47H131ZM131 49H129V50H131ZM66 50H68V49H66ZM75 50V49H74ZM84 50V49H83ZM89 51H90V49H88ZM95 50V49H94ZM121 50V51H120ZM125 50V51H124ZM54 51V50H53ZM58 51V50H57ZM75 51H77V50H75ZM75 51H73V52H75ZM87 51V50H86ZM85 51V52H86ZM89 51H87V52H89ZM105 52L107 51V50H104ZM151 51H153V50H151ZM240 51V50H239ZM239 51H237V52H239ZM62 52V51H61ZM64 52V51H63ZM67 52V51H66ZM71 52H72V50H71ZM84 52V53H85ZM86 52V53H87ZM95 52H96V50H95ZM102 52V51H101ZM109 52V51H108ZM112 52V51H111ZM126 52V53H125ZM132 52V51H131ZM130 52V53H131ZM165 51H163V53H164ZM235 52V51H234ZM253 52L254 53H256V61H255V63L257 64V67H259V68H261L262 69V71H261V76H260V78H262V77H264V42H261V43H259L258 44V47H255L254 49H253ZM252 52V53H253ZM34 53V52H33ZM68 53H69V51H68ZM92 53H93V51H92ZM113 53V52H112ZM168 53V52H167ZM236 53V52H235ZM3 54V53H2ZM35 54V53H34ZM48 54V53H47ZM46 54V55H47ZM61 54V53H60ZM111 54V53H110ZM152 54V53H151ZM32 55V54H31ZM44 55V54H43ZM49 55V54H48ZM54 55V54H53ZM58 55V54H57ZM114 55V54H113ZM236 55V54H235ZM27 56V55H26ZM37 56H40V54L39 55H37ZM50 56V55H49ZM48 56V57H49ZM55 56V55H54ZM64 56V55H63ZM70 56V55H69ZM68 56V57H69ZM91 56H94V55H91ZM105 56V55H104ZM108 56V55H107ZM109 56H111V55H109ZM108 56V57H109ZM126 56H127V54H126ZM126 56L124 57V59L126 58ZM33 57H35V55L33 56ZM55 57H61V56H55ZM70 57H72V56H70ZM69 57V58H70ZM74 57V56H73ZM87 57V56H86ZM111 57H113V56H111ZM129 57V59H130V55L128 56ZM136 57V56H135ZM134 57V58H135ZM251 58L252 57V55L251 54H249V52H239V53H237V57H234L233 58V60H234V63L235 64H237V65H239V64H241L243 61H248V58ZM26 58V57H25ZM28 58V57H27ZM31 58H32V56H31ZM31 58H29L30 60H31ZM40 58V60H41V56L39 57ZM45 58V57H44ZM69 58H67V59H69ZM106 58V57H105ZM115 58V57H114ZM117 58H118V56H117ZM28 59V60H29ZM34 59V58H33ZM32 59V60H33ZM57 59V58H56ZM62 59V58H61ZM72 59V58H71ZM69 60V61H72V60ZM107 59V58H106ZM111 59H113V58H111ZM129 59H128V61H129ZM136 59V58H135ZM29 60V61H30ZM39 60V61H40ZM45 60V59H44ZM47 60V59H46ZM50 60H52V59H50ZM63 60V59H62ZM74 60V59H73ZM104 60V59H103ZM108 60H109V58H108ZM115 60V59H114ZM121 60H123V59H121ZM127 60V59H126ZM143 60V59H142ZM35 61H37L36 59H35ZM42 61L43 60H41V63H42ZM57 61V60H56ZM75 61V60H74ZM74 61H72V62H74ZM87 61V60H86ZM125 61V60H124ZM124 61H123V63H124ZM136 61V60H135ZM18 62V61H17ZM27 62V61H26ZM33 62V61H32ZM38 62V61H37ZM65 62V61H64ZM149 62V61H148ZM12 63H14V62H12ZM20 64H22L21 62H19ZM31 62H29V64H30ZM46 63L49 65V63H50V61H49V63L46 61ZM80 63H82V62H80ZM94 63V62H93ZM118 63V62H117ZM122 63V62H121ZM120 63V64H121ZM130 63H132V62H130ZM138 63V62H137ZM14 64H16V63H14ZM28 64V63H27ZM28 64V65H29ZM33 64H36V63H33ZM33 64H32V66H33ZM43 64H44V62H43ZM68 64H70V62H68ZM163 64V63H162ZM176 64V63H175ZM25 65V64H24ZM24 65H21V67L22 66H24ZM37 65V64H36ZM51 65V64H50ZM56 65H57V63H56ZM79 65V64H78ZM81 65V64H80ZM86 65V64H85ZM125 65H128V64H125ZM130 65V64H129ZM132 65V64H131ZM130 65V66H131ZM134 65H136V63L134 64ZM156 65V64H155ZM160 65V64H159ZM18 66V65H17ZM55 66V65H54ZM61 66V65H60ZM66 66V65H65ZM72 66H74L73 64H72ZM77 66V65H76ZM97 66V65H96ZM110 66L111 65H108V67L110 68ZM118 66V65H117ZM137 66V65H136ZM161 66V65H160ZM163 66V65H162ZM36 67H39V66H36ZM35 67V68H36ZM42 68H44L45 67V69H46V65L45 66H41ZM40 67V68H41ZM50 67V66H49ZM57 67V66H56ZM59 67V66H58ZM57 67V68H58ZM75 67V66H74ZM113 67V66H112ZM125 67V66H124ZM133 67V66H132ZM140 67V66H139ZM16 68V67H15ZM30 68V67H29ZM34 68V69H35ZM39 68V69H40ZM41 68V69H42ZM91 68V67H90ZM118 68V67H117ZM133 68H135V67H133ZM138 68V67H137ZM145 68V67H144ZM146 68H148V67H146ZM176 68V67H175ZM186 68V67H185ZM13 70H14V68H12ZM17 69V68H16ZM15 69V70H16ZM22 69V68H21ZM28 69V68H27ZM39 69L37 68L36 70H38L39 71ZM53 69V68H52ZM51 69V70H52ZM75 69V68H74ZM80 69V68H79ZM83 69H84V67H83ZM86 69V68H85ZM101 69V68H100ZM99 69V70H100ZM115 69V68H114ZM121 69H123V68H121ZM125 69V68H124ZM127 69V68H126ZM131 69V68H130ZM150 69V68H149ZM167 69V68H166ZM168 69H170L169 67H168ZM192 69V68H191ZM31 70V69H30ZM44 70V69H43ZM107 70V69H106ZM105 70V71H106ZM111 70V69H110ZM109 70V71H110ZM119 70H120V67H119ZM152 70V69H151ZM183 70V69H182ZM181 70V71H182ZM188 70L190 71V69L188 68ZM17 72H18V70H16ZM16 71H14V72H16ZM70 71H71V69H70ZM103 71V70H102ZM108 71V70H107ZM106 71V72H107ZM108 71V73H109V76H110V72ZM125 71V70H124ZM123 71V72H124ZM129 71V70H128ZM153 71V70H152ZM165 70H163V72H164ZM178 71V70H177ZM186 71V70H185ZM30 72V71H29ZM34 72H36V71H34ZM41 72H43V71H41ZM46 72V71H45ZM48 72V71H47ZM61 72H62V70H61ZM69 72V71H68ZM75 72V71H74ZM78 72V71H77ZM90 72V71H89ZM88 72V73H89ZM93 72V71H92ZM91 72V73H92ZM131 72V71H130ZM134 72V71H133ZM140 72V71H139ZM138 72V73H139ZM147 72V71H146ZM162 72V71H161ZM166 72V71H165ZM192 72V71H191ZM191 72H189V77H188V79H190V77H191V75H193V73L191 74ZM27 73H28V71H27ZM32 73H33V71H32ZM39 73V72H38ZM44 73V72H43ZM52 73V72H51ZM53 73H55V72H53ZM63 73H64V71H63ZM86 73V72H85ZM125 73V72H124ZM127 73H129V72H127ZM135 73V72H134ZM142 73H143V71H142ZM176 73H178V72H176ZM182 73V72H181ZM181 73H180V75H181ZM18 74V73H17ZM42 73H39L38 75H41ZM56 74V73H55ZM76 74H78V73H74V75H76ZM84 74V73H83ZM93 74V73H92ZM98 74V73H97ZM112 74H113V72H112ZM160 74V73H159ZM165 74V73H164ZM164 74H163V76H164ZM174 74V73H173ZM183 74H185V73H183ZM13 75H15V74H13ZM46 75H47V73H46ZM45 75V76H46ZM57 75H58V73H57ZM56 75V76H57ZM60 75H61V73H60ZM60 75H59V77H60ZM99 75V74H98ZM106 75H107V73H106ZM117 75V74H116ZM131 75V74H130ZM134 75V74H133ZM138 75V74H137ZM137 75H135V76H137ZM26 76V75H25ZM25 76H23V77H25ZM43 76V75H42ZM52 76H54V77H56L55 75H52ZM65 76H67V75H65ZM64 76V77H65ZM68 76H70V75H68ZM77 76V75H76ZM84 76V75H83ZM82 76V77H83ZM86 76V75H85ZM109 76H107V77H109ZM126 76V75H125ZM156 76V75H155ZM182 76V75H181ZM180 76V77H181ZM187 76H188V74H187ZM19 77V76H18ZM33 77V76H32ZM39 77V76H38ZM38 77H36V78H38ZM41 77V76H40ZM47 77V76H46ZM59 77H57V78H59ZM62 77H63V75H62ZM62 77H60V78H62ZM77 77H79V76H77ZM94 77V76H93ZM120 77V76H119ZM123 77V76H122ZM131 77H134V76H131ZM143 77H145L144 75H143ZM153 77V76H152ZM185 78H186V74H185V76H184ZM248 77V76H247ZM16 78V77H15ZM21 78V77H20ZM35 78V77H34ZM45 78V77H44ZM51 78H53V77H51ZM56 78V79H57ZM59 78V79H60ZM69 78V77H68ZM81 78V77H80ZM157 78V77H156ZM168 78V77H167ZM174 78V77H173ZM183 78V77H182ZM192 78V77H191ZM249 78V77H248ZM24 79V78H23ZM39 79V78H38ZM42 80H43V78H41ZM54 79V78H53ZM58 79V80H59ZM63 79H66V78H63ZM73 79V78H72ZM77 79H79V78H77ZM81 79H83V78H81ZM95 79V78H94ZM100 79V78H99ZM102 79V78H101ZM104 79V78H103ZM110 79H111V77H110ZM112 79H113V77H112ZM112 79H111V81H112ZM131 79H134V78H131ZM130 79V80H131ZM142 79V78H141ZM184 79V78H183ZM196 79V78H195ZM3 80V79H2ZM11 80V79H10ZM21 80H22V78H21ZM42 80H41V82H42ZM57 80V81H58ZM61 80V79H60ZM87 80V79H86ZM85 80V81H86ZM92 80H93V78H92ZM95 80H97V79H95ZM94 80V81H95ZM105 80V79H104ZM117 80V79H116ZM129 80V79H128ZM149 80V79H148ZM155 80V79H154ZM159 80V79H158ZM163 80V79H162ZM173 81H174V79H172ZM187 80V79H186ZM191 80V79H190ZM246 80V83H247V79H245ZM4 81V80H3ZM13 81V80H12ZM18 81H20V79L18 80ZM37 81V80H36ZM48 81V80H47ZM53 81V80H52ZM54 81H56V80H54ZM57 81H56V83H57ZM61 81H63V80H61ZM61 81H59L58 83H61L62 84V82ZM65 81V80H64ZM67 81H69V79L67 80ZM74 81V80H73ZM79 81V80H78ZM82 81V80H81ZM90 82H92L91 80H89ZM138 81V80H137ZM150 81H151V78H150ZM155 81H157V80H155ZM169 81V80H168ZM180 81V80H179ZM184 81V80H183ZM189 81V80H188ZM6 82V81H5ZM25 82V81H24ZM45 82V81H44ZM44 82H42V83H44ZM66 82V81H65ZM80 82V81H79ZM79 82H78V84H79ZM88 82V81H87ZM107 82V80H105V84H107L106 83ZM139 82V81H138ZM164 82V81H163ZM187 82V81H186ZM190 82V81H189ZM242 82V81H241ZM245 82V81H244ZM9 83V82H8ZM11 83H13V82H11ZM10 83V84H11ZM22 83V81L20 82V84ZM46 83H50V81L49 82H46ZM67 83H69V82H67ZM75 83V82H74ZM102 83V82H101ZM100 83V84H101ZM108 83H111V82H108ZM134 83V82H133ZM140 83V82H139ZM145 83V82H144ZM160 83V82H159ZM162 83V82H161ZM260 83H262V82H260ZM4 84V83H3ZM25 84H26V82H25ZM29 84V83H28ZM31 84V83H30ZM37 84V83H36ZM45 84V83H44ZM54 84H55V82H54ZM53 84V85H54ZM73 84V83H72ZM85 84V83H84ZM95 84V83H94ZM97 84V83H96ZM98 84H99V82H98ZM104 84V83H103ZM104 84V85H105ZM129 84V83H128ZM136 84V83H135ZM142 84V83H141ZM149 84V83H148ZM151 84V83H150ZM169 84V83H168ZM179 84V83H178ZM229 84V83H228ZM18 85H19V82H18ZM17 85V86H18ZM32 85V84H31ZM46 85V84H45ZM52 85V86H53ZM56 85H58V84H56ZM63 85V84H62ZM65 85V84H64ZM70 85V84H69ZM74 85V84H73ZM86 85H87V83H86ZM85 85V86H86ZM102 85V84H101ZM101 85H99V86H101ZM108 85V84H107ZM159 85V84H158ZM200 85V84H199ZM199 85H197V86H199ZM219 85H221V84H219ZM242 85H243V83H242ZM256 85H257V83H256ZM260 85V84H259ZM16 86V85H15ZM47 86V85H46ZM67 86V85H66ZM84 85L82 86L83 88L85 87ZM106 86V85H105ZM113 86V85H112ZM167 86V85H166ZM175 86V85H174ZM173 86V87H174ZM222 86V85H221ZM244 86V85H243ZM20 87H22L21 85H20ZM43 87V86H42ZM49 87V86H48ZM51 87V86H50ZM72 87V86H71ZM79 87H80V85H79ZM91 87V86H90ZM90 87H88V88H90ZM93 87V90L91 89V92L93 91V92H96L97 93V89L99 90V92L101 91V92H103V90H100L101 89V87H98L97 89L94 87V86H92ZM130 87V86H129ZM135 87V86H134ZM161 87V86H160ZM191 87V86H190ZM194 87V86H193ZM201 87V86H200ZM206 87V86H205ZM209 87V86H208ZM207 87V88H208ZM211 87V89H207V94L209 93L210 94V97L211 96H214V98H213V100L215 101L216 100V97H224V99H228V101H231V102H233V106H226V107H224V110H223V113L224 114H222V110H221V116H223L224 115V119H226V121L228 120V122L230 123V126H228V123L226 124V126L227 127H230V129L232 128V129H234V131H235V133H237V132H239L240 134H245L246 136H248L247 137V139L248 138H250V139H259L260 137L259 136H262V134H263V132H262V134H260V132L259 131H251V133H252V135H251V133H250V128L248 129V124H249V122H250V120H251V112L253 111V110H255V112L257 113L258 111V109H259V111H261V110H264V109H260V108H262L261 106H259L258 108H256L257 106V103H256V101L258 102L259 100H260V95H257V94H260V92L259 93H257V92H251L250 93V91H249V93L250 94H252V96L251 95H247L246 93L245 94H243L242 96H240V97H242V98H234L237 94H236V91H234L235 92V95H234V93H233V95H234V97H232V95H230V94H232V93H230L229 91H231L230 90V88L228 89V88H226V89H228V91H226V89H225V87L226 86H224L223 88L225 89H223L222 87H219V86H210ZM209 87V88H210ZM229 87H230V85H229ZM14 88V87H13ZM24 88V87H23ZM22 88V89H23ZM66 89H67V87H65ZM73 88V87H72ZM100 88V89H99ZM116 88V87H115ZM118 88V87H117ZM162 88V87H161ZM197 88H199V87H197ZM239 88H240V86H239ZM8 89H10V88H8ZM25 89V88H24ZM44 89V88H43ZM51 89V88H50ZM50 89H49V91H50ZM69 89V88H68ZM77 88H75V90H76ZM85 90H86V87L84 88ZM90 89H89V91H90ZM103 89H105V88H103ZM144 89V88H143ZM170 89V88H169ZM243 89H245V88H243ZM13 90V93H14V89H12ZM20 90H21V88H20ZM41 90H42V88H41ZM53 90V89H52ZM51 90V91H52ZM64 90V89H63ZM75 90H74V93H76L75 92ZM193 90H194V88H193ZM201 90V89H200ZM245 90H247V89H245ZM244 90V91H245ZM26 91V90H25ZM30 91V90H29ZM45 91H46V88H45ZM44 91V92H45ZM71 91V90H70ZM78 91V90H77ZM84 91V90H83ZM82 91V92H83ZM105 91H106V89H105ZM115 91V90H114ZM126 91V90H125ZM132 91V90H131ZM241 91H243L242 89H241ZM243 91V92H244ZM23 92V91H22ZM66 92V91H65ZM64 92V93H65ZM78 92H80V91H78ZM77 92V93H78ZM79 93V94H83V93ZM90 92V93H91ZM99 93V94H103V97H102V100L104 101V103L105 104H103L101 101H100V104L102 103L103 105H101V110L99 109V108H97V109H99L101 112L100 113H96V111H98L97 109H94V110H92L93 108H94V104L93 103H89L88 102V105L89 104H93V106H92V108L90 107V109L92 110L91 112H90V110L88 109V106L85 108V106L83 107V111H82V113L84 112V108L85 109H87V110H89L88 111V113H87V111H86V113H85V115H84V113H83V115H81V114H79V115H77L78 117L76 118V119H74V116L72 117V118H70V116L68 117V116H66V117H68V118H65V116H64V112L62 113V112H59V110L57 109V110H55L54 109V107H53V105H54V103H53V101L51 100V102L49 101V103H47V107H48V113H50V114H55V118L54 119H48V118H46L44 121H38L39 119H35V120H32V121H30V120H28V121H26L27 122V126H26V124H24L22 121V119H23V117H22V119H21V121H19V122H22L24 125H25V127H27L26 128V130H24V129H20L21 127H23L22 126V123H20V125L18 124V120L20 119V117H21V115H22V113L24 112V109L26 108V106H25V103H23V99H22V95L20 96V95H18L19 93H17L16 92V94L17 95H15L14 94V96L13 95H8V96H6V99H7V102H4V103H2V108H3V105H4V109H5V111L2 109V108H0L1 110H0V116H3V117H1L2 119L0 120V133H3V130H4V132H9V130L11 129V128H14V126L16 125V124H18V125H16V128H14V129H16V130H14V132L16 131V133L14 134V136H12L13 137V141H12V145H14L13 143H16V145H18V144H22L23 146H22V148H24L25 149V151H24V154L26 155V156H28L31 160H32V162L33 163H35V162H37V163H35V165H37V164H40V165H38V167H41L42 169H43V171L45 170V172L47 171L48 173H49V169L51 168V166H53L56 162H54V164L52 165V163H53V160L54 159H52V158H54V156L53 155H51L52 153L54 154V152H51V154H50V156H52L51 157V161H52V163H51V165H50V167L49 168H47V166H49L48 165V161H47V164L45 163L46 162V160L45 159H47L46 158V153H44L46 150V148H48L49 147V145L50 144H54V147H56L57 146V148L59 149V147H64V142L61 140V139H59V141H58V144L56 145L55 143H53V140H51V136H49L48 137V135H51L50 133L47 135L46 134V129H44L45 127H44V124H42L43 122H49V124H47V126L49 127H47L46 125V127H47V131H50L51 132V124H54V125H56V126H60L62 123H66L65 125H62V126H66L67 125V127H69V128H72V129H63V130H61V132L60 133H63V132H65V133H74L75 131H78L79 132V137H80V131H82V132H91V131H93L94 129H92L93 127L95 128V130L96 131H100V134H102V135H100V138H99V142H105V143H108V144H110V143H112V142H114L113 141V139L116 141V139H118V136H123L124 137V139L125 138H127V139H125V142L128 140L129 141V139H132L131 141H134V142H132V143H135V141L137 142V140L141 137V135H143L146 131H144V133L143 134H141V135H139V138L137 137L138 135H135L134 136V133H133V131H132V128L133 127H130V125H132V123H133V125H136L137 126V121H136V118H135V116H130V115H127L126 113H128L127 112V110H126V108L125 107H122L121 106V103H119L120 104V107H119V105H118V103L116 104V99H114L116 96H112L111 98L108 96V95H106V93ZM238 92V91H237ZM239 92H240V90H239ZM247 92V91H246ZM26 93V92H25ZM24 93V94H25ZM34 93V92H33ZM40 93V92H39ZM42 93V92H41ZM48 93V92H47ZM70 93H73V91H71V92H69V95H70ZM89 93V92H88ZM88 93H86L87 95H88ZM123 93V95L126 93H124V92H122ZM134 93V92H133ZM197 93V92H196ZM204 93V92H203ZM241 93V92H240ZM248 93V92H247ZM257 93V94H256ZM22 94V93H21ZM78 94V95H79ZM92 95H94L93 93H91ZM105 94V95H104ZM108 94V93H107ZM111 94H113L114 95V93H111L110 92V95ZM119 94V93H118ZM128 94V93H127ZM136 94V93H135ZM208 94V95H209ZM254 94V95H253ZM41 95V94H40ZM48 95V94H47ZM51 95V94H50ZM68 95V94H67ZM76 95V94H75ZM98 95V94H97ZM96 95V96H97ZM121 95V94H120ZM120 95H119V97H120ZM73 96V95H72ZM85 96V95H84ZM84 96H82V97H84ZM91 96V95H90ZM100 96V95H99ZM99 96H98V99H101V98H99ZM109 98H108V97ZM129 96V95H128ZM259 96V97H258ZM25 97V96H24ZM81 97V98H82ZM86 97V96H85ZM88 97V96H87ZM86 97V98H87ZM93 96H91V97H89V98H92ZM101 97V96H100ZM117 97H118V95H117ZM122 98H123V96H121ZM120 97V98H121ZM133 97V96H132ZM131 97V98H132ZM258 97V98H257ZM48 98V97H47ZM66 98H68V96H66ZM71 99H72V97H70ZM85 98V100L86 101H88V100H90V99H86ZM119 98V99H120ZM129 98V97H128ZM212 98V97H211ZM24 99H26V98H24ZM28 99V98H27ZM29 99H30V96H29ZM51 99V98H50ZM54 99V98H53ZM95 99H96V97H95ZM126 99H127V97H126ZM223 99V98H222ZM64 99H62V102L61 103H64L65 101H63ZM66 100H68V102L66 101V106L65 107H67L69 104H71L70 106L73 108V106L75 107V105L73 104V106H72V100L70 101L69 99H66ZM75 100V98L73 99V101ZM84 100V99H83ZM85 100H84V103H82L80 100V102L83 104V105H85ZM93 100V99H92ZM121 100H123V101H125V99L123 98V99H121ZM121 100H119V101H121ZM128 100V99H127ZM42 101H43V99H42ZM41 101V102H42ZM95 101H97V99L95 100ZM94 101V102H95ZM99 101V100H98ZM40 102V101H39ZM55 102V101H54ZM70 102V103H69ZM72 102V103H71ZM77 102V101H76ZM75 102V104H76V106L77 107H79V106H81V104L79 103V105H77L78 104V102L76 103ZM210 102V101H209ZM213 102V101H212ZM215 102H217V101H215ZM223 102V104H224V101H222ZM227 101H225V103H226ZM27 103V102H26ZM228 103V102H227ZM226 103V105H229V104H227ZM87 104V103H86ZM96 104H98L97 102H96ZM95 104V105H96ZM124 104V102L122 103V105ZM219 104H220V102H219ZM62 105V104H61ZM60 105V106H61ZM184 105V104H183ZM260 105V104H259ZM262 105V104H261ZM264 105V104H263ZM55 106V105H54ZM57 106V105H56ZM55 106V107H56ZM118 106V107H117ZM218 106V105H217ZM220 106V105H219ZM221 106H222V104H221ZM221 106L219 107V108H221ZM225 106V105H224ZM40 107V106H39ZM62 107L63 106H61L60 108L59 107H56V108H59V109H62ZM71 107H70V110L72 111L73 109H71ZM76 107V108H77ZM95 107H97V105L95 106ZM209 107V106H208ZM36 108V107H35ZM38 108V107H37ZM82 107H80V108H78V109H81ZM176 108V107H175ZM215 108V107H214ZM78 109H75V112H72V114L73 113H77V112H79V113H81V111L80 110H78ZM205 109H206V107H205ZM215 109H218V107L217 108H215ZM223 109V108H222ZM30 110V109H29ZM64 110V109H63ZM70 111L69 110V107H68V109H66L65 108V110L64 111ZM76 110H78L77 112H76ZM96 110V111H95ZM219 110V111H220ZM10 111H12V114L10 113ZM58 111V112H57ZM176 111V110H175ZM210 111V110H209ZM215 111V110H214ZM233 111V112H232ZM30 112V111H29ZM90 112V113H89ZM213 112V111H212ZM254 112V113H255ZM263 112V111H262ZM57 113V114H56ZM67 113V112H66ZM70 114H71V112H69ZM102 113V114H101ZM232 113H234V114H236L237 115V117H239V119H234V118H232ZM253 113V115H255ZM259 113V112H258ZM68 114V113H67ZM66 114V115H67ZM101 114V115H100ZM216 114V113H215ZM249 114V117H247V115ZM262 114V113H261ZM264 114V113H263ZM26 115H27V113H26ZM30 115V117H31V115H32V113L31 114H29ZM75 115V114H74ZM239 115V116H238ZM243 115H246V117L248 118V119H246L244 122H246V125H245V123H242V116ZM252 115V116H253ZM257 115V114H256ZM28 116V115H27ZM33 116V115H32ZM192 116V115H191ZM219 116V115H218ZM260 116V115H259ZM262 116V115H261ZM34 117H36V114H35V116ZM220 117V116H219ZM27 118V117H26ZM33 118V117H32ZM250 118V119H249ZM25 119V118H24ZM30 119V118H29ZM219 119V118H218ZM221 119H222V117H221ZM220 119V120H221ZM121 120V121H120ZM219 120V121H220ZM119 121H120V125L118 124L119 123ZM29 122H37L36 124H33V126L31 125V123H30V125L31 126H29ZM237 122V123H236ZM127 124H129L128 125V127H129V129H127V131H124V132H122V129H121V126L123 127V125H124V129H125V126H127ZM239 124H241L242 125V127H240V125ZM119 125V126H118ZM244 125V126H243ZM55 126V127H56ZM82 126V128H80ZM84 126V127H83ZM136 126H134V127H136ZM220 126H221V124H220ZM233 126V127H232ZM32 127H35V129H33ZM54 127V126H53ZM53 127H52V129H53ZM77 127V128H76ZM79 127V128H78ZM86 127V128H85ZM90 127H92V128H90ZM138 127V126H137ZM136 127V128H137ZM225 127V126H224ZM226 127V128H227ZM60 128V127H59ZM58 128V129H59ZM62 128V127H61ZM60 128V129H61ZM162 128H163V126H162ZM164 128H166V127H164ZM49 129V130H48ZM55 129V128H54ZM76 129V130H75ZM87 131H86V130ZM131 129V130H130ZM134 129V128H133ZM151 129V128H150ZM182 129V128H181ZM225 129V128H224ZM228 129V128H227ZM241 129H243V130H241ZM85 130V131H84ZM94 130V131H95ZM136 130H138V129H136ZM162 130V129H161ZM255 130V129H254ZM2 131V132H1ZM58 131V130H57ZM56 131V129H55V132L52 134V137H53V135L55 134V135H58L57 133H59V132H57ZM93 131V132H94ZM139 131V130H138ZM138 131H135V132H137L138 133ZM188 131V130H187ZM186 131V132H187ZM13 132V133H14ZM33 132H36L37 134L36 135H33L32 133ZM43 132H45V134H43ZM77 132V133H78ZM59 133V134H60ZM99 133V132H98ZM98 133H95V136L98 134ZM141 133V132H140ZM148 133V132H147ZM161 133H163L162 131H161ZM239 133H237V134H239ZM4 134V133H3ZM92 134V133H91ZM94 134V133H93ZM150 134H152V133H150ZM168 134V133H167ZM236 134V135H237ZM260 134V135H259ZM54 135V136H55ZM70 135V134H69ZM76 135V134H75ZM78 135V134H77ZM153 135H155V134H153ZM156 135H160V134H156ZM165 135H166V133H165ZM264 135V134H263ZM0 136H2V135H0ZM28 136H31V137H29L28 138ZM32 136H36L35 138H32ZM62 136V135H61ZM60 135H58V138L59 137H61ZM65 136V135H64ZM63 136V137H64ZM68 136V135H67ZM66 136V137H67ZM72 136V135H71ZM94 136V135H93ZM144 136H146L147 137V134L145 135H143V137ZM243 136V135H242ZM241 136V137H242ZM246 136H243V137H246ZM11 137V138H12ZM75 137V136H74ZM74 137H71V139H74ZM84 137H86V134H83V136H82V138H84ZM98 137H99V135H98ZM149 138L151 137V136H148ZM154 136H152L151 138H153ZM162 137V136H161ZM160 136H159V140H161L162 139V141H163V137L161 138ZM168 137V136H167ZM170 137H172V136H170ZM179 137V136H178ZM177 137V139H179ZM182 137V136H181ZM241 137H240V135H239V137H238V141L237 142H239V138L241 139ZM242 137V138H243ZM11 138H10V140H11ZM50 138V139H49ZM81 137H80V140L82 139ZM96 138V137H95ZM120 138V137H119ZM148 138V139H149ZM150 138V139H151ZM156 138V137H155ZM154 138V139H155ZM165 138V137H164ZM174 138V137H173ZM173 138H170L171 140L173 139ZM184 138V137H183ZM1 139V138H0ZM53 139V138H52ZM55 139V138H54ZM86 139L87 140H92V139H94V137L93 138H89L88 139V137H86ZM97 139V138H96ZM95 139V140H96ZM123 139V138H122ZM122 139H121V141H122ZM123 139V140H124ZM142 139V138H141ZM141 139H140V141H141ZM147 139V140H148ZM153 139V140H154ZM169 139V138H168ZM176 139V138H175ZM181 139V138H180ZM185 139V141H184V143L183 142H181V143H178V142H174L173 144H175V151H174V155H172V157L173 156H175L174 158H179V157H181V161H182V163H183V166H184V168H185V172H186V174H187V181H189L190 180V184L192 183V181L194 180H197V181H199V180H201V181H207V182H209L208 184H211V182L209 181V179H208V175H205L204 173H203V171H199V170H197L196 169V163H199L198 162V158H194V154L199 150V148H198V146H196V145H194L192 148H190V146L193 144V141H194V139H192V138H188L187 136H186V138H184ZM247 139H244L243 138V140H241V142L242 141H244V140H247ZM4 140V139H3ZM9 140V141H10ZM65 140H70V139H66L65 138ZM75 141H77L76 139H74ZM87 140H85L86 142H88ZM142 140H146L145 138L144 139H142ZM155 140H157V139H155ZM166 140V139H165ZM164 140V141H165ZM70 141H72V140H70ZM69 141V142H70ZM83 141V140H82ZM121 141H119V144H120V142ZM131 141H129V143H131ZM152 141V140H151ZM168 141V140H167ZM172 141H174V140H172ZM177 141V140H176ZM235 141H236V138H235ZM234 141V142H235ZM249 141V140H248ZM248 141H246V142H248ZM255 141V140H254ZM257 141V140H256ZM11 142V141H10ZM66 142V141H65ZM80 142V143H79ZM118 142V141H117ZM123 142V141H122ZM143 142V141H142ZM145 142V141H144ZM148 142H150V141H148ZM171 142V141H170ZM169 141H168V143H170ZM245 142V141H244ZM71 143V142H70ZM75 142L73 141V144H74ZM78 143L79 144H81V143H83V142H81V141H79V139H78ZM85 143V142H84ZM115 143V142H114ZM131 143V144H132ZM139 143V142H138ZM146 143V142H145ZM229 143H230V140H229ZM228 143V144H229ZM233 143V142H232ZM65 144H67V143H65ZM118 144V143H117ZM130 144V145H131ZM171 144V143H170ZM172 144V145H173ZM8 144L7 143H5V142H3L2 141V139L0 140V152H4L5 154V156H6V159H8L9 157H13V160H11L10 161V159H8L7 161H10L9 162V164L8 165H6L5 167H3V166H1L0 167V180L1 179H3V181H2V183L0 184V192H1V196H0V198H2V199H4L5 201H8L9 202V200H10V202L11 203H9V206L11 207V208H30V209H32V208H41V207H44V205L42 204L41 205V200L39 199L41 196L42 197H47L48 198V200L51 198L52 199V197H53V199H55L56 201H57V203H56V205H55V208L56 209H58V211H56V218L58 219H61V217H63L64 216V214L62 213V211H60V209L59 208H62V206H63V204L62 203H64L65 204V199H63L64 197H61V196H63V195H56V194H58V192L57 193H53V191H50V190H47V188L48 187H46V189L45 188H43V189H41V188H39V187H37V183L35 182V181H33L34 183H32V179L31 180H28V179H26L25 177H26V172H25V170H24V172H25V174L23 175V173H22V176H19V173H21V172H19L20 170H22L21 169V166L19 165V164H17L18 162H19V157L17 158V157H15V155H14V152L12 153V151L10 150V146L8 147L7 146ZM71 145V144H70ZM111 145V144H110ZM137 145V144H136ZM135 145V146H136ZM144 145H149L148 143L147 144H144ZM151 145V144H150ZM153 145V144H152ZM151 145V146H152ZM160 145H163V144H160ZM166 145H167V142H166ZM230 145V144H229ZM15 146V145H14ZM19 146H21V145H19ZM112 146H114V144L112 145ZM119 146V145H118ZM132 146V145H131ZM133 146H134V144H133ZM138 146V145H137ZM142 146V148H144L143 147V145H141ZM151 146H149V147H151ZM155 146H156V144H155ZM174 146V145H173ZM172 146V147H173ZM227 146V145H226ZM232 146H235V143H233L232 145H230V146H227L226 148H225V153L220 157L223 161L225 160L226 162H229L230 163V167H231V169H232V171H233V167H234V163H235V158L238 156V154H236L237 153V149H239L238 147L236 148V153H235V150H234V147H232ZM239 146H241V145H239ZM53 147V146H52ZM115 147H116V143H115ZM115 147H114V149H115ZM162 147V146H161ZM171 147V148H172ZM243 147V146H242ZM253 147V146H252ZM50 148V147H49ZM139 149H140V147H138ZM138 148H135V150L137 149L138 150ZM147 148V147H146ZM159 149H161L160 147H158ZM168 148V147H167ZM171 148H169V149H171ZM254 148V147H253ZM157 149V148H156ZM169 149H167V150H169ZM241 149H243V148H241ZM245 149V148H244ZM249 149V148H248ZM252 149V148H251ZM250 149V150H251ZM133 150H134V148H133ZM152 150V149H151ZM172 150V149H171ZM19 151V150H18ZM49 151V150H48ZM51 151H52V148H51ZM53 151H54V149H53ZM130 151V150H129ZM132 151V150H131ZM143 151V150H142ZM155 151V150H154ZM163 151V150H162ZM161 151V152H162ZM166 151V150H165ZM20 152V151H19ZM47 152V151H46ZM59 152V151H58ZM141 151H137V153H135V154H138V157L140 158V159H142L141 157H142V155L141 156H139L140 154H144V153H140ZM144 152V151H143ZM146 152V151H145ZM149 152H151V151H149ZM164 152V151H163ZM162 152V153H163ZM171 153H172V151H170ZM114 153H115V150H114ZM140 153V154H139ZM157 153V152H156ZM158 153H159V151H158ZM166 153H167V151H166ZM243 153V152H242ZM246 153L249 155V157H251L250 159H252L253 161L255 160L259 165H261V167L262 166H264V141H263V143H260V147H258L256 150H253V151H246ZM245 153V154H246ZM47 154H48V152H47ZM132 154H134V152L132 151ZM146 154V153H145ZM148 154V153H147ZM168 154V153H167ZM3 155V156H4ZM19 155V154H18ZM17 155V156H18ZM55 155V154H54ZM58 155V154H57ZM129 155V157H130V153L128 154ZM149 155H151V154H148V156ZM159 156H160V154H158ZM162 156H164L163 154H161ZM166 155V154H165ZM4 156V157H5ZM49 156V155H48ZM134 157H135V155H133ZM132 156V157H133ZM137 156V155H136ZM144 156V155H143ZM146 156V155H145ZM144 156V157H145ZM148 156H147V158H148ZM0 157H1V155H0ZM22 157V156H21ZM137 157V158H138ZM165 157H167V156H165ZM171 157V156H170ZM15 158H17L18 159V162H17V159H15ZM26 158V157H25ZM59 157H57L56 159H58ZM61 158V157H60ZM146 158V157H145ZM144 158V159H145ZM169 158V157H168ZM199 158H201V156H199ZM5 160V158H3L2 157V160ZM22 159V158H21ZM50 159V158H49ZM140 159H136V157H135V161L136 160H139V161H142V160H140ZM249 159V158H248ZM1 160V159H0ZM1 160V161H2ZM244 160V159H243ZM242 160V161H243ZM21 161V160H20ZM24 161V160H23ZM22 161V162H23ZM45 161V162H44ZM50 161V162H51ZM55 161V160H54ZM139 161H137V162H139ZM147 161V160H146ZM224 161V162H225ZM241 161V162H242ZM5 162H6V160H5ZM30 162V161H29ZM123 162H125V164H126V161H123ZM234 162V163H233ZM25 163V162H24ZM144 163V162H143ZM142 163V164H143ZM228 163V164H229ZM236 163H238V162H236ZM244 163V162H243ZM242 163V164H243ZM247 163H250L249 161L247 162ZM255 163V162H254ZM253 163V165H255ZM124 164V165H125ZM145 164V163H144ZM240 164V163H239ZM241 164V165H242ZM4 165V164H3ZM56 165H57V163H56ZM55 165V166H56ZM122 165H123V163H122ZM123 165V167H124V170H125V166ZM12 166H16V168H14V167H12ZM119 166H120V164H119ZM129 167H130V165H128ZM233 166V167H232ZM244 166H246V165H244ZM257 166V165H256ZM24 167V166H23ZM36 167V166H35ZM121 168H122V166H120ZM198 167V166H197ZM238 167V168H237ZM237 167H236V169L234 168V171L236 172V174H234L233 172H232V174L230 173V169H229V172H228V174L227 175H225V178L223 179V181L224 182H226L225 183V185H228V186H232V188L234 187H238V188H240L241 186H245L246 188H247V186H248V184L249 183H251V181H253V180H251V179H249V178H253V177H255V174H254V176H252L251 177V175H250V177H246V175H248L246 172H247V170H248V168L250 167V166H248V168L247 167H245L246 168V171L244 170L245 168H239V166L237 165ZM243 167V166H242ZM40 168V169H41ZM54 168V170H55V168L56 167H53ZM131 168V167H130ZM229 168V167H228ZM254 168V167H253ZM41 169V170H42ZM255 169H257V168H255ZM9 170H11V172H12V170L14 171L13 173H17L18 172V174H16V176H14L13 175V181L12 182H10V181H8V179H7V181H6V179L4 180V177H6L5 175V172L6 171H8V172H6V173H9ZM29 170H30V168H29ZM41 170L39 171V172H41ZM53 170V169H52ZM53 170V171H54ZM126 170H128L127 168H126ZM129 170H132V168L131 169H129ZM250 170V169H249ZM252 170V169H251ZM259 172H260V170H263L264 171V169H260V167H259ZM42 171V172H43ZM51 171V170H50ZM147 171V170H146ZM145 171V172H146ZM255 171V170H254ZM263 171H261V172H263ZM38 172V171H37ZM41 172V174H44V172L42 173ZM153 172V171H152ZM152 172H149L150 174H152ZM249 172V171H248ZM148 172H147V174H149ZM237 173H239V174H237ZM250 173V172H249ZM264 173V172H263ZM10 174H12V173H10ZM32 174H34L33 172H32ZM52 174H54V173H52ZM52 174H51V176H52ZM143 174V173H142ZM145 174V173H144ZM143 174V175H144ZM156 174V173H155ZM154 174V172H153V175H155ZM251 174V173H250ZM9 175V174H8ZM27 175H28V173H27ZM31 175V174H30ZM45 175H46V173H45ZM262 175V174H261ZM12 176V175H11ZM29 176V175H28ZM43 176V175H42ZM50 175H48V176H46V178L47 177H49L50 178V180H48V182L49 181H51V182H53L52 180H51V178H53V177H51ZM138 176H140V175H138ZM145 176H146V174H145ZM151 177H152V175H150ZM259 176V175H258ZM9 177V176H8ZM35 177H38V176H36L35 175ZM35 177H33V178H35ZM44 177V176H43ZM55 177V176H54ZM136 177V176H135ZM143 177V176H142ZM142 177H140V178H138L137 180H140V179H142ZM147 177V176H146ZM260 177V176H259ZM21 178H24L23 180L21 179ZM30 178V177H29ZM32 178V177H31ZM48 178V179H49ZM148 178H150L149 176H148ZM153 178V177H152ZM156 178V177H155ZM193 180H192V179ZM262 178V177H261ZM264 178V177H263ZM15 179V180H14ZM40 179V178H39ZM45 179V178H44ZM158 179V178H157ZM189 179V180H188ZM258 179V178H257ZM16 180H18V181H20V182H16ZM34 180V179H33ZM37 180V179H36ZM46 180V179H45ZM136 180V179H135ZM144 180V179H143ZM145 180H148V179H146L145 178ZM28 181H30V182H28ZM149 181V180H148ZM155 181V180H154ZM158 181H159V179H158ZM157 180H156V182L157 183H155V182H153V183H155L158 187V196H161V198H160V200L162 199V197H163V201L162 202H159V205H161L160 203H164L165 202V204H166V206H167V202L169 201L168 199H170V198H175V197H173V195H175V185H172V184H170V183H167L166 182V187H164V185L165 184H162V182H161V180H160V183L158 182ZM196 181V182H197ZM200 181V182H201ZM241 181H245L246 182V184H247V186L246 185H242L241 184ZM259 181H262V180H260L259 179ZM141 183H140V185L142 184V181H140ZM145 182H147V181H145ZM145 182L143 181V184H145ZM223 182V183H224ZM247 182H249V183H247ZM255 182V183H254ZM252 184H256L257 185V183H256V181H254ZM40 183V182H39ZM43 182H41V184H42ZM55 183V182H54ZM151 183V182H150ZM149 183V184H150ZM186 183V182H185ZM194 183V182H193ZM202 183V182H201ZM204 183V182H203ZM202 183V184H203ZM243 183V182H242ZM142 184V187H144V185ZM154 184V185H155ZM215 184V183H214ZM214 184H212V185H214ZM218 184V183H217ZM220 184H222L221 182H220ZM264 184V183H263ZM262 184V185H263ZM50 185V184H49ZM146 185V184H145ZM187 185V184H186ZM203 185H205V184H203ZM223 185V184H222ZM258 185H260L259 183H258ZM14 186H17V188H15ZM47 186V185H46ZM112 186V185H111ZM134 186H136V185H134ZM147 186V185H146ZM197 186V185H196ZM195 186V187H196ZM200 186V185H199ZM220 186V185H219ZM219 186H217V187H219ZM249 186H251V184L249 185ZM248 186V187H249ZM261 186V185H260ZM264 186V185H263ZM13 187L15 188V190L17 191V196L15 195V194H13V195H15L16 197H14L13 195H11L10 194V192H11V190L13 189ZM39 188V190L37 189V188ZM137 187V186H136ZM142 187H141V190H142ZM150 187V186H149ZM154 187V186H153ZM153 187H151V189L152 190H154L155 188H153ZM204 186H202V188H203ZM208 187H211L210 185L208 186ZM245 187H243V189L242 190H246V188ZM252 187V186H251ZM254 187H255V185H254ZM259 187V186H258ZM58 188V187H57ZM109 188V187H108ZM114 188L115 187H113V191H114ZM117 188V187H116ZM148 188V187H147ZM146 187H145V189L146 190H148V189H150V188H148L147 189ZM188 188V187H187ZM197 188H201V187H197ZM221 188H223V186L221 187ZM226 187H224V189H225ZM245 188V189H244ZM104 189V188H103ZM105 189H107V188H105ZM112 189V188H111ZM110 189V190H111ZM174 189V190H173ZM179 189V188H178ZM190 188H188V190H189ZM193 189V188H192ZM247 189H249V188H247ZM251 189V188H250ZM250 189H249V191L248 192H251L250 191ZM252 189L255 191V189H256V187H255V189L252 187ZM260 189H264L263 187H260ZM260 189H258V190H260ZM57 190V189H56ZM139 190V189H138ZM144 190V189H143ZM157 190V189H156ZM196 190V189H195ZM215 190V189H214ZM234 190V189H233ZM252 190V191H253ZM55 191V190H54ZM60 191V190H59ZM106 191H108V190H105V192L104 193H106ZM112 191V192H113ZM190 191V190H189ZM194 191V190H193ZM192 191V192H193ZM205 191H208V194H210V195H212L211 193H212V191H211V193H209V190H205ZM216 191V190H215ZM214 191V192H215ZM225 191H228V189L226 188V190ZM224 191V192H225ZM231 191V190H230ZM256 191H257V189H256ZM15 192V191H14ZM61 192V191H60ZM60 192H59V194H60ZM109 192V191H108ZM107 192V193H108ZM146 192H149V191H146ZM153 192V191H152ZM152 192L150 193V194H152ZM155 192H157V191H155ZM175 192V193H174ZM191 192V191H190ZM197 192H199V191H197ZM197 192H196V195H197ZM217 192H219V191H217ZM216 192V195L214 196V198L217 196V193ZM222 191H220V193H221ZM229 192V191H228ZM234 192H236V191H234ZM242 192V191H241ZM246 192V191H245ZM263 192H264V190H263ZM16 193V192H15ZM61 193H63V192H61ZM106 193V195H108V194H110V193H108L107 194ZM154 193V192H153ZM200 193V192H199ZM202 193H204V191H202ZM247 193V192H246ZM257 193V192H256ZM255 192H254V195L256 194ZM258 193H259V191H258ZM257 193V194H258ZM261 193H262V191H261ZM3 194L4 195H6V196H3ZM64 194V196H67V195H65V193H63ZM95 194V193H94ZM93 194V192H91V194L90 195H94ZM115 194L116 193H114V196H115ZM145 194V193H144ZM143 194V196H146V195H144ZM178 194V193H177ZM192 194V193H191ZM195 194V193H194ZM205 194V193H204ZM203 194V195H204ZM206 194H207V192H206ZM215 194V193H214ZM236 194V193H235ZM249 194V193H248ZM248 194H246V195H248ZM253 194V193H252ZM113 195V194H112ZM111 195V196H112ZM149 195V194H148ZM184 195V194H183ZM183 195H181L180 197H182ZM202 195V196H203ZM209 195V196H210ZM219 195V194H218ZM40 196V197H39ZM110 196V195H109ZM111 196H110V198H111ZM142 196V195H141ZM155 195L153 194V197H154ZM157 196V195H156ZM155 196V197H156ZM219 196H221V195H219ZM238 196H239V194H238ZM257 196V195H256ZM258 196H260L259 194H258ZM116 197V196H115ZM147 197V196H146ZM148 197H151V195H149ZM205 197V196H204ZM207 197V196H206ZM211 197V196H210ZM209 197V198H210ZM213 197V196H212ZM254 197V196H253ZM261 197H263L262 195H261ZM261 197H259V199L261 198ZM14 198H16L15 200H13ZM19 200H18V199ZM106 198H108V197H106ZM152 198V197H151ZM158 198V197H157ZM177 198L179 199V195L177 196ZM186 198V197H185ZM194 198V197H193ZM197 198H199V197H197ZM217 198V197H216ZM219 198V197H218ZM217 198V199H218ZM224 198V197H223ZM223 198H221L222 199V201H224V199ZM233 198H234V196H233ZM236 198V197H235ZM238 198V197H237ZM240 198H241V196H240ZM2 199H1V201H2ZM43 199V198H42ZM53 199H52V201H53ZM112 199V198H111ZM143 199V198H142ZM146 199H148V198H146ZM178 199H176L177 201H178ZM194 199H196V198H194ZM206 200H207V198H205ZM212 199V198H211ZM220 199V198H219ZM255 199H258V197H256ZM12 200V201H11ZM18 200V201H17ZM67 200V199H66ZM116 201V199H113L112 201ZM117 200H119V199H117ZM149 200H150V198H149ZM155 200H156V198H155ZM158 200V199H157ZM166 200V201H165ZM168 200V201H167ZM201 200V199H200ZM203 200H204V198H203ZM209 200V199H208ZM264 200V199H263ZM51 200H49V202H50ZM112 201H111V203H112ZM114 201V203L115 204H117L116 202ZM159 201V200H158ZM172 201V199L170 200V202ZM175 201V199L172 201V202H174ZM180 201V200H179ZM179 201H178V203H179ZM185 201V200H184ZM188 201V200H187ZM197 201H199V200H197ZM196 201V202H197ZM202 201V200H201ZM213 201V200H212ZM233 201V200H232ZM243 201V200H242ZM252 201H254V199L252 200ZM260 201V200H259ZM262 201V200H261ZM3 202V201H2ZM7 202V203H8ZM117 202H120V203H122L121 202V200H119V201H117ZM157 202V201H156ZM170 202H169V204H170ZM183 202V201H182ZM206 202V201H205ZM209 202H211V201H209ZM216 202V201H215ZM255 202H256V200H255ZM50 203H52V202H50ZM120 203H118V204H120ZM126 203V202H125ZM140 203H142V202H140ZM146 203V202H145ZM174 203H176V204H178L177 202H174ZM173 203V204H174ZM187 203V202H186ZM189 203V202H188ZM221 203V202H220ZM227 203V201L225 202V203H221L222 205L223 204H226ZM235 203V202H234ZM237 203L238 204H240V203H242V202H238L237 201ZM250 203H254V202H250ZM262 203V202H261ZM1 204H4V203H1ZM113 204V203H112ZM148 205H151V204H149V203H147ZM153 204V203H152ZM169 204H168V206H169ZM183 204V203H182ZM192 204V203H191ZM205 204H207V203H205ZM217 204V203H216ZM215 204V205H216ZM231 204V203H230ZM245 203L243 202V205H244ZM247 204H249V202L247 203ZM121 205V204H120ZM129 206H130V204H128ZM142 205V204H141ZM140 205V206H141ZM145 205V204H144ZM143 205V206H144ZM147 205V206H148ZM163 205V204H162ZM185 205V204H184ZM222 205H220L221 207H222ZM234 205V204H233ZM236 205V204H235ZM257 205V204H256ZM264 205V204H263ZM4 206H6V205H4ZM4 206H2V207H4ZM8 206V205H7ZM51 206V205H50ZM113 206V205H112ZM114 206H119V205H114ZM136 206V205H135ZM137 206H139V205H137ZM143 206L141 207V208H143ZM165 206V205H164ZM163 206V207H164ZM166 206H165V210H161V211H158V212H160L158 215H155V217L153 216V217H146L145 218V220H144V224L143 223H141L142 225H144L143 227H137V228H139V232H137V229L135 228V230H136V232H137V236H143L142 234H143V231H145L146 232V235H147V232L149 233L153 228H155L157 225H161V228L163 229V227L165 226V228H167L169 231H170V233H172L173 232V230L176 232V230L177 229H179V227H181V235H183V233H182V231H183V222H182V218H184L183 216H184V213H183V208L181 207V208H173V206L172 207H168L169 209H167L166 208ZM174 206H176V205H174ZM188 206H189V204H188ZM217 206V205H216ZM215 206V207H216ZM225 206V205H224ZM227 206V205H226ZM225 206V207H226ZM242 206V205H241ZM116 207V208H117ZM120 207H122V206H120ZM150 207V206H149ZM149 207H146L147 209L149 208ZM156 207V206H155ZM154 207V208H155ZM162 206H160L159 208H161ZM190 207H191V205H190ZM227 207H229V210H231L230 209V206H227ZM236 207H238V206H236ZM251 207V206H250ZM254 207V206H253ZM0 208H1V206H0ZM45 208V207H44ZM48 208V207H47ZM114 208V207H113ZM124 208H125V206H124ZM124 208H122L123 209V211H124ZM145 208V209H146ZM150 208H152V207H150ZM159 208L157 209H154L155 211L156 210H159ZM172 208V209H171ZM233 208H235L234 206H233ZM244 208V207H243ZM243 208H241V210L243 209ZM42 209V208H41ZM55 209V210H56ZM104 209V208H103ZM111 209V208H110ZM139 209V208H138ZM144 209V208H143ZM162 209V208H161ZM174 209V210H173ZM181 209V210H180ZM205 209V212H206V214L208 215V217H206V216H204V213L203 214H201L202 212L200 211V209L198 210V209H196V208H191L190 210H188L189 211V215L191 214V216L194 218V223L195 224H197L196 226L193 224V228H194V226L197 228V227H199V226H202L203 225V227H206V228H204V230H205V234H204V231H203V234L205 235L204 236V239H208L207 240V242L205 243L204 242V240H202L203 242H204V245L206 244V247L204 248L203 246V249L202 250H206V254L205 255H207V257H209V256H214V257H216V258H219L220 257V259L219 260H221L222 261V259L221 258H223V261H222V263H219V264H223V262H224V259L226 260V258L228 257L229 258V256L231 255L230 254V250H227L228 249V245L227 244H225V243H227L226 241H233L234 243H235V246L238 248V250H240V251H248V249L247 250H243V243H242V240H240V237L238 236V235H236V233H235V231H234V225H236V224H238V223H233L232 221L233 220H231V218L232 217H230V216H228V214L226 213L227 211H229L228 209H226V208H211V206H210V208H204ZM245 209V208H244ZM32 210H34V209H32ZM31 210V211H32ZM99 210V209H98ZM105 210V209H104ZM116 210V209H115ZM118 210V209H117ZM126 210V209H125ZM137 210V209H136ZM151 210V209H150ZM152 210H153V208H152ZM151 210V211H152ZM185 210H186V208H185ZM235 210H237V209H235ZM240 210V209H239ZM8 211V210H7ZM10 211V210H9ZM27 211H29V210H27ZM27 211L25 212V213H23V214H27ZM36 211V210H35ZM42 211V210H41ZM97 211V210H96ZM103 212V210H100L99 211V213L100 212ZM109 211V210H108ZM121 211V210H120ZM128 211H129V209H128ZM127 211V212H128ZM141 211H145V210H141ZM148 211V210H147ZM201 213H200V212ZM233 211V210H232ZM238 211V210H237ZM237 211H235V213L237 212ZM245 211V210H244ZM246 211H248V212H251L252 213V215L253 216H255L256 217V220L258 221V222H260V221H262V214H261V212H262V209H261V207L260 208H258V205H257V208H256V206L252 209V207H251V209L250 208H247L246 207ZM12 212V211H11ZM8 213V214H13V213ZM18 212V211H17ZM43 212V211H42ZM98 212V211H97ZM105 212V211H104ZM110 212V211H109ZM113 212V211H112ZM119 212V211H118ZM118 212H116V214L118 213ZM122 212V211H121ZM126 212V211H125ZM124 212V213H125ZM131 212V211H130ZM158 212H153V213H158ZM186 212V211H185ZM231 212V211H230ZM33 213V212H32ZM107 213V212H106ZM105 213V214H106ZM114 213V212H113ZM113 213H111V215L113 214ZM123 213V212H122ZM138 214H142V212H140L139 213V211L137 212ZM149 213V212H148ZM147 213V214H148ZM150 213H152V212H150ZM149 213V214H150ZM242 213H243V210H242ZM250 213V214H251ZM263 213H264V211H263ZM29 214H31V213H28V215ZM79 214H80V212H79ZM88 214H90V213H88ZM87 214V215H88ZM94 214H96V213H94ZM94 214H92L93 216H94ZM101 214V213H100ZM100 214H97V216L99 217V219H100V217H102V214H101V216H99ZM103 215V216H107V218H108V216H109V219H111V218H115V217H112V216H110V215ZM107 214H110V213H107ZM121 214V213H120ZM127 214V213H126ZM135 214V213H134ZM146 214V215H147ZM186 214H188V213H186ZM186 214H185V216H186ZM232 214V213H231ZM230 214V215H231ZM239 214V213H238ZM237 214V215H238ZM27 215V216H28ZM73 215V214H72ZM118 216H119V213L117 214ZM117 215H114V216H117ZM128 215V214H127ZM127 215H124V216H127ZM144 215V214H143ZM151 215V214H150ZM188 215V217H189V219H190V216ZM233 215H235V214H233ZM233 215H231V216H233ZM241 215V214H240ZM243 215V214H242ZM241 215V216H242ZM246 215H247V213H246ZM251 215V216H252ZM16 216V215H15ZM18 216V215H17ZM16 216V217H17ZM31 216V215H30ZM82 216V215H81ZM117 216V217H118ZM121 216V218H122V215H120ZM124 216H123V218H124ZM129 216L131 217L132 215H130L129 214ZM248 216H250L249 214H248ZM247 216V217H248ZM250 216V217H251ZM16 217H15V219H16ZM26 217V216H25ZM75 217H76V215H75ZM111 217V218H110ZM128 217V216H127ZM130 217L128 218V219H130ZM132 217H134V216H132ZM191 217V218H192ZM234 217V216H233ZM240 217V216H239ZM246 216H245V214H244V219H243V221L245 220V219H248V218H245ZM13 218V217H12ZM21 218H23V217H18L17 219H21ZM94 218H96L97 219V217L96 216H94ZM94 218H92V220L94 219ZM119 218V217H118ZM122 218V219H123ZM126 218V217H125ZM125 218H124V220L122 221V223L125 221ZM150 218V219H149ZM236 218H237V216H236ZM241 218V217H240ZM252 218V220L254 219L253 217H251ZM250 218V219H251ZM264 218V217H263ZM24 219V218H23ZM28 219V218H27ZM31 219V218H30ZM45 219V218H44ZM51 219V218H50ZM49 219V220H50ZM64 219V218H63ZM95 219V220H96ZM102 220H103V218H101ZM127 219V218H126ZM128 219H127V222H129L128 221ZM187 219V218H186ZM13 220V219H12ZM48 220V221H49ZM76 220V219H75ZM105 220V219H104ZM107 220V219H106ZM106 220H105V222H106ZM115 220H116V218H115ZM132 220H136V219H133L132 218ZM131 220V221H132ZM156 220V221H155ZM234 220H235V218H234ZM249 220V219H248ZM46 220H44V222H45ZM51 221V220H50ZM53 221V220H52ZM98 221V220H97ZM110 221H112V220H110ZM110 221H107L106 223H108V222H110ZM114 221V220H113ZM117 221V220H116ZM236 221V220H235ZM243 221H240L239 220V222H243ZM47 222V221H46ZM54 222V221H53ZM53 222H51V223H53ZM99 222H101V221H99ZM103 222V221H102ZM104 222V223H105ZM120 222H121V220H120ZM126 222V221H125ZM133 222V221H132ZM154 222H156V224L154 223ZM238 222V221H237ZM246 222H247V220H246ZM263 222V221H262ZM110 223H112V224H109L108 223V226L109 227H111L110 225H112V226H114L113 225V222H110ZM115 223V222H114ZM117 223H118V221H117ZM130 223V222H129ZM137 223V222H136ZM187 223V222H186ZM192 223H193V221H192ZM244 223H245V221L242 223L243 224V226H244ZM248 223H251V222H249L248 221ZM247 223V224H248ZM46 224H48L49 226H50V224H49V222H47ZM58 224V223H57ZM86 224V223H85ZM90 224V223H89ZM96 224V223H95ZM120 224V223H119ZM127 224V223H126ZM125 224V225H126ZM138 224H140V223H138ZM137 224V225H138ZM253 224H255V223H253ZM44 225V224H43ZM52 225V224H51ZM53 225H55L56 226V224H53ZM52 225V227H54ZM103 225V224H102ZM123 225H124V223H123ZM124 225V226H125ZM238 225H240V224H238ZM246 225V224H245ZM259 225V224H258ZM57 226H61L60 224L59 225H57ZM115 226H116V224H115ZM118 226V225H117ZM140 226V225H139ZM163 226V227H162ZM190 226V225H189ZM247 226V225H246ZM249 227V230L247 229V231L246 232H248V233H250V235L248 236L249 238H250V236H252L254 233H255V230L257 229V228H255V226L253 227L252 225H248ZM262 227V225H259V227ZM103 227H104V229L106 230V225H103ZM119 227V226H118ZM120 227H122V224L120 225ZM119 227V228H120ZM127 227V226H126ZM130 227V226H129ZM185 227H188V226H185ZM236 227H237V225H236ZM45 228H47L46 227V225H45ZM56 228V227H55ZM112 228V227H111ZM114 228V227H113ZM140 228H141V230H140ZM157 228V227H156ZM190 228V227H189ZM238 228H239V226H238ZM242 228V227H241ZM253 228V229H252ZM51 229V228H50ZM54 229V228H53ZM57 229V228H56ZM55 229V230H56ZM76 229V228H75ZM88 229H89V227H88ZM109 230L108 231H110V228H108ZM117 229V228H116ZM121 229V228H120ZM119 229V230H120ZM187 229V228H186ZM240 229V228H239ZM243 229V228H242ZM255 229V230H254ZM261 229H264L263 227L261 228ZM45 230V229H44ZM47 230H49V229H46V231ZM52 230V229H51ZM59 230V229H58ZM129 230V229H128ZM134 230V231H135ZM164 230V229H163ZM166 230V229H165ZM168 230H166V231H168ZM185 230V229H184ZM192 230V229H191ZM193 230H195V229H193ZM197 231H199L200 230V227L199 228H197L196 229ZM244 230V229H243ZM245 230H246V228H245ZM87 231V230H86ZM112 231H114V229L112 230ZM116 231H118V230H116ZM121 231H123V229L121 230ZM132 232V233H136V232ZM159 231H160V229H159ZM53 232H54V230H53ZM145 232H144V236H145ZM161 232V231H160ZM159 232V233H160ZM163 232V231H162ZM184 232V231H183ZM237 232H239V231H237ZM246 232H245V235H246ZM256 232H258V231H256ZM259 232H261V230L259 231ZM55 233V232H54ZM86 233V232H85ZM89 233V232H88ZM117 233V232H116ZM151 233V232H150ZM149 233V234H150ZM152 233H154V232H152ZM164 234L163 235H165V231L163 232ZM178 233V231L176 232V234ZM189 233H191V232H189ZM197 233V232H196ZM195 233V231L193 232V236L192 237H187L186 236V239H185V237L183 236V238H184V243H182L183 245H181L180 247L181 248H179V249H181V253L182 252H192L191 254H190V260L194 257V255L196 254H193V252H194V249H196L197 247H200V241L198 240V237L199 238H201L200 236H198V234H196ZM201 233V232H200ZM263 233H264V230H263ZM76 234V233H75ZM104 234V233H103ZM195 234V235H194ZM202 234V233H201ZM106 235V234H105ZM110 235V234H109ZM109 235H107V236H109ZM116 235V234H115ZM118 235V234H117ZM116 235V236H117ZM167 235H168V233H167ZM171 235V237L173 238V234H170ZM174 235H175V233H174ZM178 235V234H177ZM179 235H180V233H179ZM244 235V236H245ZM256 235H259V234H256ZM264 235V234H263ZM84 236H86V235H84ZM111 236V235H110ZM133 236H134V234H133ZM132 236V237H133ZM143 236V237H144ZM159 236V235H158ZM160 236H162V233L160 234ZM169 236V235H168ZM168 236H166V237H168ZM255 236V235H254ZM114 237V236H113ZM146 237V236H145ZM144 237V238H145ZM163 237H165V236H163ZM170 237V236H169ZM258 237V236H257ZM263 237V236H262ZM84 238V237H83ZM130 238V237H129ZM134 239L136 238V237H133ZM147 238V237H146ZM145 238V239H146ZM150 238V237H149ZM181 238H182V236H181ZM227 238H228V240H227ZM242 238H243V236H242ZM241 238V239H242ZM255 238V237H254ZM261 238V237H260ZM106 239V238H105ZM132 239V238H131ZM133 239V240H134ZM141 239V238H140ZM209 239H210V241H209ZM251 239V238H250ZM252 239H253V236H252ZM251 239V240H252ZM118 240V239H117ZM116 239H115V241H117ZM119 240H121V238L119 239ZM137 240H138V238H137ZM143 240V239H142ZM159 240V239H158ZM157 240V241H158ZM163 240H164V238H163ZM249 240V239H248ZM262 240V239H261ZM76 241V240H75ZM111 241V240H110ZM114 241V240H113ZM132 241V240H131ZM145 241V240H144ZM143 241V242H144ZM181 241V240H180ZM209 241V242H208ZM247 240H245L244 239V241L243 242H246ZM253 241V240H252ZM256 241H258L257 239H256ZM262 241H264V240H262ZM261 241V242H262ZM85 242V241H84ZM87 242H88V240H87ZM86 242V243H87ZM99 242V241H98ZM141 242V241H140ZM142 242V243H143ZM148 243H149V241H147ZM146 242V243H147ZM159 242H161V241H159ZM188 242V243H187ZM258 242H260V241H258ZM257 242V243H258ZM108 243V242H107ZM113 243V242H112ZM185 243H186V245H185ZM241 243H242V245H241ZM250 243V242H249ZM253 243V246H256V245H254V242H252ZM96 244V243H95ZM140 244V243H139ZM163 244V243H162ZM197 244H199V245H197ZM248 244V243H247ZM260 244V243H259ZM263 244H264V242H263ZM81 245V244H80ZM142 245V244H141ZM148 245V244H147ZM161 245V244H160ZM179 245V244H178ZM227 245V246H226ZM252 245V244H251ZM156 246V245H155ZM195 246H197L196 248H195ZM230 246V245H229ZM248 246V245H247ZM258 246V245H257ZM98 247V246H97ZM151 247V246H150ZM252 247V246H251ZM250 247V248H251ZM94 248V247H93ZM227 248V249H226ZM233 248V247H232ZM246 248V247H245ZM248 248V247H247ZM253 248V247H252ZM259 248V247H258ZM264 248V247H263ZM95 249V248H94ZM119 249V248H118ZM143 249H144V247H143ZM156 249V248H155ZM235 249V248H234ZM256 249V248H255ZM91 250V249H90ZM149 250V249H148ZM150 250H152V249H150ZM154 250V249H153ZM197 251L199 250V248H197L196 249ZM202 250H200V251H202ZM252 250H254V248L252 249ZM259 250V249H258ZM264 251L263 249H260V251ZM79 251V250H78ZM97 251V250H96ZM159 251V250H158ZM177 251V250H176ZM229 251V252H228ZM232 251V250H231ZM89 252V251H88ZM101 252V251H100ZM99 252V253H100ZM153 252V251H152ZM180 252V251H179ZM184 252V253H185ZM196 252V251H195ZM238 252V251H237ZM236 252V253H237ZM249 252V251H248ZM248 252H247V254H248ZM256 252H258V251H255V253ZM98 252H97V254H99ZM157 253H159V252H157ZM161 253V252H160ZM167 253H169V252H167ZM201 253H205V252H201ZM232 253H234V252H232ZM235 253V254H236ZM254 253V252H253ZM261 253V252H260ZM89 254V253H88ZM170 254V253H169ZM174 254V253H173ZM200 254V253H199ZM252 254V253H251ZM251 254H250V256H251ZM257 254V253H256ZM262 254V256L264 255L263 253H261ZM79 255V254H78ZM87 255V254H86ZM155 255H156V253H155ZM161 255H162V253H161ZM177 255H178V252H177ZM176 255V256H177ZM180 255V254H179ZM178 255V256H179ZM183 255L184 254H181L180 256H181V263H182V261H184V264H185V262H187L188 260H185V256L183 257ZM202 255V254H201ZM204 255V254H203ZM204 255V256H205ZM82 256V255H81ZM88 256V255H87ZM93 256V255H92ZM99 256V255H98ZM151 256V255H150ZM175 256V257H176ZM188 256V255H187ZM232 256V255H231ZM238 256V255H237ZM247 256V255H246ZM252 256H254L253 254H252ZM261 255H259V257H260ZM156 257H157V255H156ZM167 257V256H166ZM170 257V256H169ZM195 257H196V255H195ZM197 257H199V256H197ZM248 257H249V255H248ZM79 257L78 256H76V257H74V259L76 260V259H78ZM87 258V257H86ZM90 258V257H89ZM94 258V257H93ZM99 258V257H98ZM138 258V257H137ZM145 258V257H144ZM161 258V257H160ZM164 258V257H163ZM174 258V257H173ZM180 258V257H179ZM178 258V259H179ZM200 258H202V256L200 257ZM205 258V257H204ZM227 258V259H228ZM232 258H234V255L232 256ZM251 258V257H250ZM252 258H254V257H252ZM257 258H258V256H257ZM262 258H264V256L262 257ZM262 258H259V260L260 259H262ZM81 259V258H80ZM114 259V258H113ZM125 259V258H124ZM156 259V258H155ZM166 259V258H165ZM168 259V258H167ZM169 259H171V258H169ZM168 259V260H169ZM177 259V258H176ZM175 259V260H176ZM189 259V258H188ZM196 259V258H195ZM193 260V261H196V260ZM209 258H207V260H208ZM212 259H213V257H212ZM235 259V258H234ZM237 259V258H236ZM82 260V259H81ZM114 260H116V259H114ZM199 260H201V259H199ZM199 260H197V261H199ZM203 260H205V259H203ZM209 260H211V259H209ZM213 260H215V259H213ZM229 260V259H228ZM233 260V259H232ZM243 260V259H242ZM245 260V259H244ZM255 260H257V259H255ZM264 260V259H263ZM95 261V260H94ZM163 261V260H162ZM165 261V260H164ZM163 261V262H164ZM177 261V260H176ZM202 261V260H201ZM206 261V260H205ZM203 262L202 261V263H207V261L206 262ZM247 261V260H246ZM252 261V260H251ZM73 262V261H72ZM84 262V261H83ZM111 262V261H110ZM130 262V261H129ZM167 262V261H166ZM190 262V261H189ZM200 262V261H199ZM220 262V261H219ZM256 262V261H255ZM92 263V262H91ZM109 263V262H108ZM160 263V262H159ZM172 263V262H171ZM176 263V262H175ZM233 263V262H232ZM231 263V264H232ZM254 263V262H253ZM149 264V263H148ZM156 264V263H155ZM161 264V263H160ZM173 264V263H172ZM178 264H180V263H178ZM192 264V263H191ZM195 264V263H194ZM197 264V263H196ZM201 264V263H200ZM235 264V263H234ZM237 264V263H236ZM239 264V263H238ZM251 264H252V262H251ZM255 264V263H254ZM258 264H264V261H262V260H260L259 261V263Z\"/></svg>", "mask_w": 264, "mask_h": 264}]
</instances>
